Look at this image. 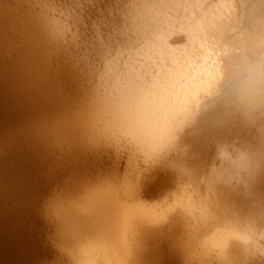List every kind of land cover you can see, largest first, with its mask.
Here are the masks:
<instances>
[{
	"label": "bare ground",
	"instance_id": "obj_1",
	"mask_svg": "<svg viewBox=\"0 0 264 264\" xmlns=\"http://www.w3.org/2000/svg\"><path fill=\"white\" fill-rule=\"evenodd\" d=\"M4 1L7 2V0H4ZM10 1H8L9 4H10ZM20 1H22V0H19L17 2L15 1L17 3L15 8H17V10L20 9V8L18 9V7H17L19 5L18 2H20ZM23 1L26 2L25 0H23ZM106 1H108V0H106ZM106 1L104 0L101 2H106ZM113 1L114 0H112V2ZM115 1H117V0H115ZM125 1H127V0H125ZM129 1L133 4L132 0H129ZM136 1H134V2H136ZM138 1H141V0H138ZM198 1L204 2L205 0L204 1L203 0L202 1L201 0H154L155 3L151 0L150 4L153 3L152 6L149 5L147 7H143L144 4H142L140 6V7L144 8L143 9L144 11L141 10V8L139 10V8H137L138 6L134 5L136 8H134L133 12H135L136 9L139 10V11H136L137 16H138V14H140V11H142L143 13L147 12L148 16H146V17H149L150 19L152 18L151 19L152 22L148 18L147 19L148 23L145 24L147 21H146V19H144L146 21V22L143 21V22H145L144 25H146L150 29H151V27H149V26L151 25L152 28L154 29V31H152L154 33V36L152 35V32H151V35L153 37H155V39L153 38V40H152V39H149V37L146 38L147 36L145 37V40H146L145 42H147V40L149 39V41L147 42V45L146 44L143 45L144 42H143V40H141L142 42H140L139 37L136 38L137 35L143 36V34L140 33L141 31L139 32V30L145 26H141V28H139V30L135 29V27H134V30L137 31V35L135 32H133V33L131 32L132 34L130 33V37H131V35H133L135 33L136 36L133 35V37H135L134 39H136V40L138 39L140 42L139 43L138 41L135 40L136 41V42L134 41L135 44L136 43H138V44L142 43L141 44L142 48H144L143 46H147L143 49V50H145V52H143V53H146V54H143V56L145 55V60H144L145 62L143 61L145 63L144 66L142 65L140 67L141 64L140 65L136 64L133 61L132 64L130 63L132 66L129 65L127 68H125L127 65L126 62L129 59L126 62L124 59H127V56L130 57V55H131V57L137 59V56L134 55V56H136V57H134L132 55L133 53L136 54V51L133 48H130L129 45L127 44L129 41L128 40L129 34L127 35V37H128V39H127L125 34H127L128 32L126 30L123 31L124 30L123 27L125 26L124 28H126L127 26L124 25L125 23L123 24L121 22L122 25H120V27H122V26L123 27H122V30L121 29L120 30L123 31L124 33L125 32L126 33L122 34V32H119V34L121 33L122 34V35L120 34L121 36L125 35L126 38H124V39H127V41H126L127 43L126 42L125 43H126V45H128V47H129L128 49H130V52L127 49L128 53H126V54L123 53V54L124 55L130 54L131 51L133 52V50L135 52H133L130 55L124 56V59L122 56H121L122 57L121 58L119 55V59L122 61L124 60L123 62L126 63V64H124L121 61L122 66H123V64L125 65V67L123 66V69L121 67V64L115 65V64H113L115 61L112 62V68L113 69L116 66H120L122 69V71L120 69V72L118 71V69L120 67L118 69L115 68V70L117 69L116 71L112 70L113 72L114 71L116 72V76H115V74L112 73L114 75V77L110 76L111 68H108L109 67L108 66V67H106L107 69L106 68L104 69L103 67H105V66L101 67L102 63H100V62L102 61V59L106 55L107 56L110 55L109 52H111L110 56H113V55L117 56L118 55L116 53L117 50H116V52H114L113 55H112V49H110V51H108L106 49L108 51L107 54L105 53L106 55H104L102 52H99L100 54L102 53L104 55V57L102 56V59H101V56H100L99 59H101V60L99 62L97 60L95 61L93 59L92 62L95 61V63H94L95 65L93 64V66H94L93 68L96 69L98 67L97 65L99 64L101 67L99 70L97 68V71H99V72L102 68H103L102 71L104 70L103 72H106V70L110 69L109 70L110 74H108V75L110 76V78L116 77L115 78L116 81L114 80L116 83L114 86H112L114 88L111 91L109 90L110 87H106V85H105V87L108 89L104 90V91H108V92L110 91L109 93L108 92L107 93L101 92V94H100L99 92L101 90L98 91V88H96V89L94 88L96 91H98V93L97 92L95 93V90H94L92 95L89 94L88 97L86 96V93H84L85 95H82L80 100H82L84 98L83 96H85L87 98H84L83 101H80V102H82L81 103L82 104L81 109L77 108V106H76L77 104H75V106L72 105L74 102L72 104L70 102L71 106L74 107L73 110H75V108L78 109V111L76 110V112H72L73 111L72 108H67L66 103L68 102V105H69V101L66 102L65 97H63L60 93H58L61 90V89L58 90L59 87L56 88L57 89V92H56V91H53L54 88L53 89L51 88L54 85L53 83H51V81H50V84H45L46 81H49L48 79H46V81L44 82L46 77L48 78V76H51V75H49V73L50 72H51L50 74L53 73L52 72V69L54 67L53 64H55L61 58H63L62 54L59 53V51H58L59 55L61 54V56L59 58V55L57 53V55H58L57 58H59V60L56 58V54L53 53V51L57 47V44L55 45L56 47L54 46L55 48L54 47L52 48L53 49L52 55H50V52H46L44 50L46 48L45 46L47 44H49V42H51L50 40L48 41L49 38L48 39H46V38L49 36V34H51V36H53V38H58V37H62L63 35H66L65 32H66L67 27H65L64 25L63 26L60 25L61 28L60 27L58 28L57 26H55L56 28L59 29V30H57V32L61 31L62 27L65 28L64 32H60V34L64 33L62 36H58L56 34L57 37H55L54 36L55 34L52 35L55 28L53 29V27L50 24V21L54 18L50 17L51 19L48 18L49 19L48 24L43 23V25H41V27H43L42 28L43 30L40 29V31H43V33L38 34L40 32H37L36 35L34 34V36H31V34H32L31 33V22H32L31 19L33 17L31 18V14H30V16H29V14H28V16L25 15L26 14L25 11L27 12V10L29 8L28 6L30 3H28V6L25 7L23 5L24 2H21L23 6L21 7V3H20V7L22 9L24 8L26 10L25 11L22 10V12L18 11V14H19V12L20 13L24 12L25 14L24 13L23 14L25 15L26 18L30 17L29 19H23V22H25V26H26L25 29H27V30H26L25 34L22 31H20V32L24 34V35L21 34L23 37L25 35H27L29 37L28 38L26 36L28 38V40H25V38H24L23 43L25 41L26 42L29 41V43L27 44L29 47L27 46V49L28 48L31 49V51H30L31 53H34L35 47L41 46L42 48L41 47H39V48H40V50L41 49L42 50L40 52L38 50H36V51L38 53L42 52V55L39 54V56H40V58H39V56L37 55L38 53H36V54L34 53L32 55L30 54L27 56H33L34 55L33 57H35V55H36L37 56L35 58L36 60H34L33 57H30V60H27L29 57L26 58L25 61H24V59L21 60V58H19V57L23 55V54L22 55L20 54V53H22V50L20 51L17 48V47H19V45L17 46V44H18L17 38L14 37L15 35L13 36V34L15 33L18 37L17 33L19 31L17 33L14 31V33L12 32L13 34L12 33L10 34L8 32V28L6 26L7 33L12 35V36L8 35L7 37H14V39H16L15 42H17V44H15V45H16L17 50L20 51V52H18V51H16V52H18V54L20 56L18 57V54H17V56H14L12 51L11 52L8 51L12 55V58H14V57L15 58L11 59L12 63L11 64L9 63L10 65L8 63H5V60H6L5 59L4 63H5L7 68L5 70H2V71L0 70V121H1V125L3 126L2 121H6V120L8 121L11 119L15 120L16 116L18 117V116H21L23 114H33L34 115V113H36L37 111L39 112V114H42L43 112L40 113V111H44V114L46 115V112H45L46 109L44 110V108L47 107L49 104H53V107L55 106V108H56V106H58V108H59V109L56 108V109H58V111H57L58 113H56V111H55V113L58 114V116L56 118L58 119V117H60V119L56 120L57 122L53 123L54 121H50L51 118H53L51 120H55L54 117L56 114L53 116L52 114H54V112H52V110L48 109L47 112L49 111L50 113H47V115L50 114V115H52V117L49 115L46 117L45 116L42 117L39 115V118L42 117L44 121H42L41 118L38 120V115L37 116L35 115V117H37V119L34 117L36 120V121L34 120V123L31 120H27V119H29L30 115H27L28 117L22 116V118L23 117L27 118L26 120L24 119L25 122L31 121L34 124V125L29 124L31 122H28V124L30 125V127H28V124L26 123L27 125H26L25 129L31 128L34 126V128H36L35 129V131H36V130H40V128H42V126L44 128L49 127V130L53 131V133H54L53 136H55L56 139H58V138L62 139V137L64 138L65 135L71 134V137L73 139L76 136V138L74 139L75 141H76V139H79V142L76 141L77 143H75L74 145L79 146L80 141L82 140L81 144L87 143L86 144L87 146L85 148L89 147V149L91 147H94L95 145L97 147V144H99V142H101V141L107 140V142L109 143V140L112 139L111 137H113V139H114V137L115 138H118V137L121 138L120 135H128L130 137L132 143H134V145L136 147H138V149L145 152L146 157L150 156V157H147V158H149V160H150V158H152L151 156H154V155L155 156L158 155L157 157L159 159V155H161V153H162V155H164L165 150L168 153L170 150L168 151L167 148H169L170 146L172 147V145H174L175 143L177 144V142L179 141L178 140L175 142L178 134L179 135L185 134V135H182V139H184L187 134L190 135V137L187 136L185 140H190L191 142L189 141V144L191 146L192 145L196 146L195 151L196 150L201 151L205 147L207 149L209 144L211 143V141H213L215 138H218L217 140H219V139L226 137L227 134L225 136H223L222 138H219V136L227 130L230 131L229 133L233 132L236 134H242V136H244V138L253 137L252 139L255 140L258 137V139H257L258 141L255 140V143L257 142L256 146L253 147V146H250V145H252V143H251V141H249V139H242L243 137L240 136V137H242L241 139L243 141L245 140L246 142H248V143L250 142L251 144L249 143L250 145L249 144L248 145L250 147L249 146L247 147V144L245 145V143H244L246 148L250 149V150L246 151V149H243L244 146L242 145L243 144L242 140L240 139L241 141L238 142V144L241 143L240 146L238 145L240 150L243 149L249 153V155H247L248 153L246 154L247 155L246 157H244L243 155L240 154L244 158L240 159L238 161L239 167L236 168V169H240V171L237 170L238 172H240L239 176L237 175L238 172L236 171V169H235V171H236L235 174L233 173V171L231 172V170L234 169V167H235V165H234L235 163L234 164L231 163V161L228 160V159H230L228 157H227L228 158L227 160H228V162L231 163L230 167L232 165L234 167H232V169L229 170L230 168H229V166H227L229 171L224 170L225 173L222 172V170L224 168L221 166L223 168V169L221 168L222 170L220 169L222 173H218V172L214 173L215 175H212V177H211L208 175V172H206L207 170L201 172L202 167L201 166H200V168L198 167L200 169L199 170L200 174L204 173V174H206L205 177H207V175L209 176V178H207V179L205 178L204 180L202 179L200 181L196 178L198 176H195L194 173H192L193 172V171H191V170H193V169H191L192 167L188 166V168L190 167L191 170L190 169L187 170V169L183 168L184 165L181 167L179 166V168H177L178 165H176V163L179 160L175 163L173 162V165L175 164L174 167L176 166V170L175 169L174 170L175 171L178 170V172L180 174V176H177L174 178L181 177L180 179H182V180H180L179 178L178 179H179V181H182V182H177L176 179H173V180H175L178 184L180 183L179 185H181V187H178V188H182V189H180L179 192L175 195V200L173 201L174 204L172 205V208L174 209L176 207H179L181 209V211L176 212L173 215V217L175 216L176 219H174L172 217L170 222H169V225L171 223V226H174L173 228L170 226L173 229L172 233L170 232V234L174 233L173 234L174 236H176V237L180 236L182 238H178L179 243H177V241L172 242L171 241L172 237H171L170 240L167 239L168 240L167 243H169V241L172 242L171 244H173L174 242L176 243L175 246L174 245L172 246L173 256L176 258L177 256H179V254L181 255L183 253V254L187 255V256H183V258H184V259L182 258L183 260L186 259L185 257H187V258L189 256L192 257L193 255L199 256L201 254L200 256H202L203 260L206 259L205 262L209 261V259L207 260V258H210V261L212 260L211 261L212 264H214V263L216 264L217 261L220 264H222V263L224 264V262H226V263L228 262L230 264H236L235 262H237V261H238L237 264H246L245 261L246 260L251 261V259H253L254 262L257 261V262H255L256 264H264V262H261V261H264L263 256L259 257V255H257L260 252H262V254H264V242H263L264 239H261L262 236L260 234V231L262 229H264L263 228L264 226H262L260 228L261 229L260 231L258 229V226L264 222V0H255L257 3L256 5H258V7L260 9L259 11L257 10L256 14H254L253 13L254 11L252 12V10L255 8L257 9L258 7H256V6L251 7V8H253L251 10V8L246 7L247 6L246 4L241 3L242 6L246 5L245 7L247 9L251 10V13H253L255 15L254 18H252L253 22L251 23L250 22L251 18H249V17L253 16V15H250L248 17L250 11L248 10V13H247L246 9L244 10V7H243V10L246 11L247 17L250 19V21H248V23L249 24L251 23V24L249 25V24H247V21L245 22V20H249V19H247V18L245 19V16L243 14L244 19L242 21H244V23H246V24L241 22V20L239 19L240 23H241L240 26L242 25V23L245 25L244 28H247V25H249L247 30H244L243 28H241L239 26L241 28L240 29L237 26V25H239L238 24L239 22H237V19L239 17L237 16L238 18H236V14L238 13V11L242 10V6L239 9L237 8L238 9V10H236L237 12L234 13V11L232 9H234V7H236V6H234L232 8L231 0H223V1L221 0V3L219 5L220 7H218V8L216 7L215 12L213 11L214 8H212L211 11H213V12H210L209 9L211 8V6H210V8L208 6H206L210 3L205 1V3H207V4L205 6L203 5L202 9H204V7L205 8L208 7V9L206 8V11L207 10L209 11V12L208 11L205 12L204 10L198 8V6L201 4V3H198V5H197L196 2H198ZM243 1L246 2L247 0H243ZM243 1L241 0L240 2H243ZM11 2H12V6H13V1H11ZM119 2H121V4H123L122 2H124V1L121 0ZM142 2H145V0L139 2V4ZM146 2L149 4V0H146ZM235 2L236 1L234 0L233 3H235ZM237 2H238V0H237ZM251 2L255 4V2H253L252 0H251ZM97 3L99 4V1H97ZM109 3L106 4V6L112 4L111 2H109ZM125 3H127V2H125ZM6 4L7 3H5V5H4V3H3L4 6H6ZM26 4H27V2H26ZM103 4L105 5V3H103ZM235 4H237V3H235ZM249 4L250 3H248V5ZM30 5L33 6L32 4H30ZM113 5H114V3H113ZM129 5H131V4H129V2H128V6ZM7 6L5 7L6 9H7ZM12 6L11 7L9 6L10 9L12 8V11L13 10L15 11L16 9L15 8L13 9V7L15 5L13 7ZM144 6H146V4ZM201 6H200V8H201ZM9 7H8V9H9ZM101 7H103V5ZM111 7H114V6H111ZM115 7L118 8V6H115ZM121 7H122V5H121ZM32 8L33 7L29 8L30 10L28 13L31 12ZM103 8H105V6ZM122 8L124 9V6ZM128 8H131V7H128ZM0 9H2L1 6H0ZM8 9H7V11H9ZM108 9H107V11H109ZM132 9L130 11H132ZM146 9H147V11H146ZM2 10H4V9H2ZM115 10H117V9L115 8ZM115 10H113V11H115ZM119 10L121 11L120 4H119ZM4 11H6V10H4ZM7 11L4 12V16L8 17L9 13ZM12 11L10 10V14ZM14 11L12 12V13H14V14H12V16L13 15L15 16L16 11L15 12ZM34 11H37V10H34ZM118 11H117L116 15L113 12L115 17H117ZM103 12H104V10L102 9L101 17L106 13L105 12L103 14ZM136 12L133 14H136ZM173 12H175V13H173ZM5 13L6 14L8 13V15H6ZM36 13H38V12H36ZM39 13H41V11ZM47 13H48L47 15L49 16V12H47ZM122 13H124V11ZM122 13H119L120 16H119L118 21L120 20ZM127 13H129V12H127ZM172 13L175 14L176 17L179 16V18H177V19L173 18L175 15H173V17H172L171 16ZM240 13H244V12H239L237 15H240ZM106 14H108V13H106ZM110 14H108V15L110 16ZM20 15H18V16H20ZM24 15H21V16H24ZM33 15H34V13H33ZM41 15L43 16V12ZM75 15L76 16H74V17L78 16L77 13ZM124 15L127 16L126 12L124 13ZM129 15H130V13H129ZM141 15H142V13H141ZM0 16L2 17V15H0ZM109 16H108V18L110 19L111 17H109ZM111 16L114 17L112 14H111ZM122 16H123V14H122ZM125 16L123 17L124 19H125ZM134 16L136 17V15H134ZM144 16H145V13H144ZM46 17L47 16H43V17H40V19L46 18ZM105 17H107V15H105ZM131 17H132V15H131ZM131 17H127V18H129V20L127 18H126L127 20L126 19L125 20L127 22L128 21L130 22L131 19H134V20L137 19L135 17L134 18L133 17L131 18ZM139 17L136 21H140L141 17L143 18V15L139 16ZM146 17H144V18H146ZM108 18H106V19H108ZM241 18H243V17H241ZM56 19H58V18H56ZM99 19H100V17H99ZM109 19H108V21H109ZM36 20H38V19H36ZM36 20L34 19V21H36ZM101 20H102V18H101ZM112 20H113V18L111 19V21ZM125 20H124V22H125ZM173 20H175V21L177 20V22H178V20H180V23L178 22L179 25H177L176 22ZM1 21H2V19H1ZM111 21H110V23H111ZM42 22H44V21H42ZM45 22H46V20H45ZM115 22H117V21H115ZM129 22H128V25H130V24L133 25L132 23H129ZM140 22L143 23L142 21H140ZM8 23H9V21H8ZM103 23L105 24L106 22L104 21ZM108 23L106 24L107 26H104V27H108ZM135 23H137V22H135ZM96 24H97V22H96ZM98 24H101V23H98ZM164 24H166V27H164ZM13 25H15V27H16V24H13ZM20 25H21V22H20ZM113 25L115 27V24H113ZM161 25L165 29H162L163 27ZM21 26H18V27L20 28ZM35 26L37 27V25H35ZM95 26L96 25L94 24V27ZM116 26H117L116 28L118 29L119 28L118 25H116ZM147 27H146V29H147ZM4 28H5V25H4ZM16 28H14V29H16ZM21 28H23V26ZM34 28H32V29H34ZM37 28H35V29H37ZM68 28H67V31L70 29V28L69 29ZM131 28H133V26ZM180 28L185 33V34L183 33L185 35V39L181 38L183 36L180 37L179 35H177L179 37L178 40L180 38L182 40L187 39L186 43H187L188 48L185 50V52H182V51L177 50V49H172L171 47H169V42L166 39V35L168 34V32H172L174 30L179 31ZM237 28H238V30H241L242 33H239V35L235 36L236 35L235 30ZM25 29H23V30H25ZM51 29H53V31H52V33H49L51 31ZM98 29L99 28H96L94 30V32L97 33ZM128 29L130 30V27ZM143 29H145V28H143ZM150 29H149V32L147 30H146L147 32L145 30L144 31L142 30V33L144 32L147 35H149L148 33H150ZM107 30H108L107 34L110 33L111 29L109 30V28H108ZM112 30H113V27H112ZM9 31H11V30H9ZM75 31L77 32V30H75ZM116 31H118V30H116ZM130 31H132V29ZM183 31H180V33ZM57 32L54 31V33H57ZM91 32H90V34H91ZM5 33H6V31H5ZM5 33L3 32L2 34H5ZM101 33L103 34V31H101ZM104 33H106V32H104ZM84 34H86V33H84ZM92 34H94V33L92 32ZM100 34L98 31L99 37H97V36L96 37L100 38L102 36V35L100 36ZM107 34H106V36H107ZM19 35H20V33H19ZM75 35L76 34H74L72 36L70 35L71 37L70 36L69 37L71 38V40L70 41L67 40V41L69 43H72L74 40V39L72 40V38L79 39L78 37L83 36V35L80 36L81 35L80 34V35H78V37H73ZM89 35H88V37L84 36V37H87L86 39L84 37H82L79 40L85 39V41L90 43L88 41L91 38V37L89 38ZM109 35L111 38L112 32ZM114 35H116V33ZM51 36H49V37H51ZM103 36H105V35L103 34ZM116 36L119 37L118 33ZM152 36H150V38H152ZM123 37H121V38L119 37V38L123 40ZM97 38H95V39H97ZM106 38L108 39V37H106ZM143 38H144V36H143ZM19 39H22V38H19ZM100 39H102V38H100ZM100 39H98L99 42H100ZM104 39L105 38H103V40H101V42L105 41ZM51 40H53V39H51ZM55 40L56 41L53 40L54 43L57 42V40H59V38L55 39ZM61 40H62V38L59 41H61ZM108 40H111V39H108ZM117 40H118V38H117ZM12 41L14 42V40H11L10 42H12ZM20 41L22 43V40H20ZM82 41L85 43L84 40H82ZM61 42H63V41H61ZM77 42H79V41L77 40ZM122 42H124V40ZM0 43H1V41H0ZM21 43H19V44L22 46ZM54 43L53 44L50 43V46L54 45ZM69 43L66 42L65 44L68 46ZM74 43L79 44L80 42L76 43L74 41ZM74 43H73V45H75ZM84 43H82L83 44L82 48L86 49V50H88V49L90 50L91 46L89 48L88 47L89 45L88 46L86 45L88 49L84 48V46H85ZM94 43H96V41ZM106 43H108V41ZM24 44L22 47L25 49L26 44L25 45ZM104 44H105V42L102 43L101 45H104ZM111 44H113V43H111ZM111 44H108V47L113 46ZM122 44L123 43H121V44L117 43L116 45L120 49L123 46L127 47L125 45L122 46ZM138 44H136V45L138 46ZM73 45H71V47ZM90 45H91V43H90ZM105 45L102 47H105ZM120 45H121V47H120ZM136 45H134V46H136ZM13 46H14V44H13ZM47 46H49V45H47ZM64 46H63V48H64ZM77 46L78 45H76L74 47V48H76L75 50H77ZM94 46L98 50V47H97L98 45L93 44L92 47H94ZM22 47H21V49H23ZM78 47H79V50H77V51L79 52L81 50L80 44ZM124 47H123V49H124ZM7 48H8V46H7ZM9 48L7 50H9ZM115 48H114V50H115ZM67 49H68V47H67ZM67 49L64 48L65 52L67 51ZM123 49H122V51H123ZM138 49H136V50L138 51ZM140 49H139V51H140ZM225 49H227V51H228L227 53L222 52ZM12 50H13V52H15V48ZM49 50H51V48ZM56 50H57V48H56ZM56 50H55V52H56ZM69 50H70V48H69ZM101 50L102 49H100L99 51H101ZM106 50H103V51L105 52ZM125 50H126V48H125ZM125 50L123 52H127ZM82 51H84V50H82ZM82 51H80V52H82ZM88 51H86V52L91 53L92 49H91V52L90 51L88 52ZM94 51H96V50H94ZM139 51L137 53L142 55L141 51L140 52ZM68 52L69 51H67L66 54ZM86 52H85V54H81L82 56H86V59L84 57V60H87V56L90 55V54L86 55L87 54ZM93 53L94 52H92V54ZM96 53H97V51H96ZM96 53H94V54L97 55L98 53L97 54ZM120 53H122V52H120ZM53 55H55V58H52ZM25 56H26V54H25ZM78 56H79V53H78ZM110 56H108V57H110ZM138 56H140V55H138ZM5 57L6 56H4V58ZM65 57H66V55L63 58L64 60L62 59L63 61L61 62V64L64 63L63 67L65 64H67L66 63V62H68L67 59H70V58L66 59ZM98 57H99V55H98ZM23 58H25V57H23ZM79 58L82 59V57H79ZM88 58H90V60L92 59L90 56ZM113 58H116V57H113ZM113 58H112V60H113ZM49 59H57V61L55 63L53 61V64H52V61ZM65 59H66V62H64ZM106 59L104 58L103 61H105ZM119 59H116L117 62H115V63H121L119 61ZM2 60H1V62H2ZM130 60L132 61V59H130ZM78 61L80 62V59H78ZM88 61H89V59L83 63V59H82V61L80 63H83V64L86 63L87 64ZM106 61H108V60H106ZM109 61H110V59H109ZM1 62H0V65H1ZM48 62H49V64L47 65ZM50 62L53 65V67H51L52 65H50ZM77 62L75 63V62L71 61L70 63L72 65V63L77 64ZM97 62H98V64L96 65ZM140 62H142V59ZM42 63L47 65V66L50 65V67L52 69L50 67H48L44 70L40 69L41 71L38 70V68H39L38 66H40ZM80 63H79V66H78V64L76 65L79 68H80V66H82V65H80ZM167 63L171 64V66L168 68H166V66H165ZM58 64H59V62H58ZM61 64L59 66H61ZM88 64L90 65V61ZM88 64H87V68H88ZM106 64H108V63H106ZM128 64H129V62H128ZM2 65H3V63H2ZM5 65H3V66H5ZM45 65L43 67H46ZM71 65H68V68H70ZM103 65H105V63ZM113 65H115V66H113ZM55 66H57V64ZM65 66H67V65H65ZM76 66H74V67H76ZM91 66H92V64H91ZM91 66H90L91 69L89 68L90 71L92 70V72H95ZM95 66H97V67H95ZM49 68L51 69V71L49 70ZM54 68H56V67H54ZM72 68H70V70H69L70 72H71ZM2 69H4V68H2ZM61 69H60V71H61ZM58 71L57 72L55 71L56 73L55 74L53 73L54 75H52L57 80L60 76H62L65 73V72L62 73V75H61V73H59ZM66 71H68V70H66ZM73 71H74V69H73ZM87 71H89V70H87ZM75 72H73L75 74L74 76H76ZM84 72H82L83 75H84ZM57 73L60 74L59 77L56 75ZM26 74L29 75L30 77L27 78ZM68 74H67V77L73 75V74L72 75H68ZM88 74H89V72H87V74H86L87 77L85 76L86 79L89 76ZM100 74L102 76V74L105 75L106 73H101V72L97 73L98 77L100 76ZM93 75H95V74H93ZM93 75H92V77H93ZM108 75H105V76H108ZM55 76H57V78ZM64 76L66 77V74ZM77 76H78V74H77ZM80 76H82V75H80ZM102 77H99L100 80ZM49 78L51 79V77H49ZM54 78H53V80H54ZM70 78L71 79L70 80L68 79V80L71 82L72 77H70ZM110 78H108V79H110ZM60 79H61V77H60ZM62 79L64 80V77ZM62 79L59 80L60 84L62 83ZM79 80L81 83V77L79 78ZM93 80L97 81L94 78H93ZM93 80H92V82H93ZM100 80H98V81H100ZM102 80H104V79H102ZM56 81L55 82L53 81V82L56 83ZM104 81L105 82H103V83L107 82V80H104ZM73 82H75V81H73ZM76 82L78 83V79ZM108 82H109V80H108ZM64 83H65V81H64ZM80 83L79 84L73 83L72 85L75 84V86H74L75 88H77V87L80 88L81 87ZM83 83L84 82L82 81V83H81L82 86H83ZM97 83L100 84V83H102V81L97 82ZM97 83H96V85H98ZM110 83H112V85H113L114 84L113 80H111ZM51 84H53V85H51ZM76 85H78V86L76 87ZM93 85L95 86V83ZM101 85H99V87L105 88L104 85L103 86H101ZM107 85H109V83ZM67 86L71 87L68 84H67ZM109 86H111V85H109ZM61 87H63V85ZM213 87L214 88L217 87L216 95L211 97L209 99V101L206 102L204 105L197 107V105H198L199 101L202 99V97L205 96L207 93L211 92L213 90ZM50 88L52 90H50ZM63 88H62V90H63ZM79 88H77L78 91L81 89V88L80 89ZM64 89H66V88H64ZM68 90H67V92L70 91L71 94H74V93H72V92H74L73 90L72 91H71V89L69 91ZM83 90H87V89L84 88ZM92 90L93 89H91L90 91L92 92ZM90 91H89V93H90ZM85 92H87V91H85ZM63 94H65V93H63ZM67 94L68 95H66V97L72 96V95H69V93H67ZM75 94H74V97H75ZM60 96H62V97L60 98ZM77 96H78V98H80L79 93H78V95L76 94V100H78ZM78 102H79V100H78ZM50 106H52V105H50ZM50 106H49V108H50ZM78 107H80L79 103H78ZM55 108H54V110H55ZM51 109H52V107H51ZM48 117H50V118H48ZM20 118L21 117H19L18 119L20 120ZM16 120H17V118H16ZM19 122L20 121H17L16 123H19ZM7 123H9V122H7ZM12 123L14 125L13 128L15 129L16 123H14V122H12ZM21 123L18 124L20 127L22 126ZM18 125H16V127ZM24 125H23V127H24ZM19 126H18V128L20 129ZM6 127H4V130ZM11 127H12V125H11ZM11 127H10V129L7 127L8 130H11ZM34 128H31V129H34ZM19 129H17V130H19ZM4 130L3 131L1 130V131L3 133H5ZM8 130H6L7 133L5 134V136L4 135H1V136L7 137V135L12 134L10 132L8 133ZM17 130L15 129L14 132H16ZM27 130H25L26 132H23V133L17 132V134L18 133H20L18 135L23 134L21 136H22V138H24V140H25V138L28 140H31L32 139L31 135L33 132H31L29 129H27ZM12 131L13 130H11V132ZM22 131H24V129H22ZM186 131L187 132L189 131V132L186 134ZM47 135L49 136V134H47ZM72 135H74V137ZM254 135H256L257 137L255 138ZM10 136L11 137H9V139L12 138V136H14V134H12ZM21 136L18 138L17 142L20 139H22ZM48 136L46 137L43 132H40L39 134L33 136V139L31 140V142H33V144H35L37 146L38 145L40 146L41 145L40 143L42 141L45 142V141L49 140ZM53 136H51V137L49 136L50 142H52V143H54V141H51V138L55 139V138H53ZM16 137H18V136H16ZM179 137H181V136H179ZM67 138H68V136H67ZM109 138H111V139H109ZM122 138L124 139V136H122ZM187 138H190V139H187ZM226 138L231 139V137H229V136ZM252 139L250 138V140H252ZM28 140L25 141L26 143H24V144H26V146L23 144L24 146L22 147V148H25L27 150V153L30 151V149L28 151V147L30 145ZM223 140L224 139H222V142L224 143V145H225L224 148H225L227 146V144ZM232 140H231V142L234 143L235 137ZM39 141H41V142H39ZM86 141L90 142L89 144H91V142H92V144L90 146H88L89 144ZM115 141H117V140H115ZM120 141L122 142V139ZM120 141H118V142H120ZM237 141H239V140H237ZM23 142L24 141L22 140V143ZM44 142H42V143L45 145L44 148H46L48 142H46L47 144H45ZM55 142H56V140H55ZM95 142H98V143H95ZM27 143H29L28 147H27ZM68 143L73 144L74 142L67 141V144ZM94 143H95V145L92 146ZM106 143H104V144L107 145L108 143L107 144ZM179 143H181V142H179ZM216 143L219 144L218 141ZM233 143H232L233 146L238 147L237 145H235ZM255 143H254V145H255ZM3 144H5V143H3ZM3 144L1 143L2 146H5ZM56 144L58 145L59 143L56 142ZM63 144L66 145V143H63ZM63 144L61 146L59 144L61 149L64 148ZM176 144L174 146L178 145V147H179L180 144H177V145ZM31 145L29 148L34 146V145L31 146ZM44 145H41V146L43 147ZM190 145H189V147H190ZM232 145H230V146H232ZM241 145L243 146V148H241L242 147ZM21 146H22V144L20 145L18 142V144H16V146H15L16 151L18 150L20 152V150L22 149ZM194 146H192V148ZM210 146H213V145H210ZM215 146H213V147H215ZM233 146H232V149H233ZM47 147L49 149V146H47ZM53 147L56 148L58 146H56V147L53 146ZM60 147H58V148H60ZM178 147H176V148L173 147L174 152L176 151V153H175L176 155H178L177 154V151H179V149L177 150ZM184 147L183 148L186 150V146H184ZM217 147H218V145H217ZM222 147H223V144H222ZM222 147H219V148H222ZM235 147L233 150H235ZM4 148L6 150L8 147L6 148V146H5ZM4 148H3V150H4ZM50 148H51V145H50ZM82 148H84V147H82ZM180 148H181V146H180ZM227 148H229V147H227ZM61 149H60V152L56 149L55 150L58 151L62 155L61 157H63V155H64L65 156L64 158H66V160H69V157L71 159L72 155H73V158L75 157L74 154H76V153L73 149H71V150L74 152H72L71 150L66 148V150H69L72 153V155H71L70 152H66L67 153L66 155L70 154L68 157L64 154L66 151V150H64L65 148L63 149L64 152H63V150L61 151ZM184 149H182V148L180 149V154L183 153V152H181V150L183 151ZM189 149L190 148H188V152H190ZM206 149H205V151H206ZM3 150L0 149V152L1 151L3 152ZM12 150H13V147H12V149H10V153ZM31 150L33 151V147ZM42 150H44V149H42ZM42 150H40V151H42ZM55 150L52 151L50 149L49 152L50 151L54 152ZM213 150L218 151V149L216 147H215V149L213 148ZM230 150L227 149V152ZM233 150H231L228 153L226 152V153L229 155V153H231ZM237 150H238V148H236L235 151H237ZM243 150H241V151L244 153L245 151H243ZM6 151L7 152H5V153H8V149ZM32 151L30 153H32ZM36 151H38V149L35 150L34 152H36ZM100 151H102V149ZM216 151H214V152L216 153ZM241 151H240V153H241ZM43 152H45V150ZM46 152L48 153V150H46ZM218 152H220V150ZM5 153H4V155H5ZM38 153H40L42 155L41 152H38ZM47 153H45V155ZM51 153H48V154H51ZM56 154L57 153H55L53 155H56ZM60 154L59 155L57 154L55 157H57V156L60 157ZM80 154H78L79 158H80ZM100 154H101V152L99 153V155ZM169 154L171 156L173 154L174 159H176L175 158L176 155H174L173 149H172V153L170 151V153H168V155L166 154L168 156V159L171 158ZM222 154L225 155L224 156L225 160H224V158L221 159L220 154H219L217 156L220 157L221 161L219 159H217L216 162L217 161L223 162V160H224L225 163H223V164L220 163L221 165L224 166L226 163H228V162H226V156L227 155L225 154V152ZM236 154H238V153H236ZM0 155H1V153H0ZM17 155H18V153H17ZM23 155L24 154H22L21 156H23ZM31 155H32V157L34 156L33 153ZM35 155H37V153H35ZM45 155H43V156H45ZM97 155L98 154H96V152H95V156H97ZM162 155L160 157L164 161V158ZM201 155H202V153H201ZM204 155L202 157H204ZM238 155H234V157L238 156ZM6 156H8V155H6ZM15 156H16V154H15ZM15 156H12V157L17 159ZM19 156L20 155H18V159H20V161L23 162L22 161L23 158H19ZM24 156H26V155H24ZM38 156H39V154H38ZM178 156H177V158H178ZM194 156H192V157H194ZM207 156H208V154H207ZM5 157L3 160H5ZM8 157H6V158H8ZM10 157H11V155H10ZM10 157H9V159L13 161V158L11 157L12 158L11 159ZM34 157L37 158V156H34ZM51 157H52V154H51ZM78 157L76 156V160L79 159ZM173 157H172V160H174ZM185 157H186V155H185ZM187 157H189V156H187ZM199 157H200V153H199ZM46 158H49V157L47 156ZM46 158H45V160H46ZM64 158H61V159L64 161ZM81 158H82V156H81ZM214 158H216V157H214ZM26 159H28V158H26ZM26 159L24 157V160H26ZM49 159H51V158H49ZM53 159L51 161L57 160V158L55 160H53ZM133 159H135V157H133ZM161 159L158 161L163 162V161H161ZM28 160H29V164H31L32 163V161L30 162L31 159H28ZM28 160H26V162ZM58 160H60V159L58 158ZM74 160H75V158H74ZM82 160H84V157L82 158ZM88 160L89 159H87L86 161L88 162ZM185 160L186 159H184V163H186ZM189 160H192V159H189ZM203 160H204V158L202 159V161ZM236 160H237V158H236ZM47 161H49V160L47 159ZM65 161L64 162L61 161L60 165L62 163V166H63L65 164H67V162H69L70 160L67 161L66 163H65ZM79 161L81 162L82 167L83 166L86 167L85 166L86 161L84 163H82L81 160H79ZM133 161H135V160H133ZM158 161H156V162H158ZM166 161H167V159H165L164 162H166ZM202 161L200 163H204ZM4 162H6V161H4ZM26 162H23V163H26ZM34 162H36V161H34ZM41 162H43V161H41ZM46 162L44 161V165ZM72 162H74V161H72ZM89 162H90V160H89ZM160 162L157 163V165H159ZM188 162L191 163L192 161H188ZM219 162H218V165H220ZM39 163H37V164H39ZM70 163H71V161H70ZM76 163L79 164L78 161H76ZM76 163H74L75 166L77 165ZM168 163H169V165L170 164L172 165L171 159H169ZM207 163H204L205 166ZM2 164L5 165V163H2ZM26 164H28V162ZM29 164L25 165V166H27V168H28V166H30ZM33 164L35 166L37 165L35 163H33ZM57 164L58 163H56L55 168H58ZM74 164H73V166H72V164H70L71 165L70 167H75ZM167 164H165V165H167ZM192 164L194 165V161ZM204 164H203V169L205 170ZM213 164L214 163H212V165ZM4 165H2V166H4ZM20 165H22V164H20ZM20 165L18 164L17 167L19 168ZM39 165H43V164L41 163ZM157 165H155V167ZM169 165H167V166H169ZM171 165H170V167H171ZM197 165H200V164L198 163ZM197 165L195 163V167ZM212 165L211 164H210V166L208 165L209 168L206 167L209 169L208 171H210V167ZM236 165H238V164H236ZM33 166H32V168H33ZM161 166H163L164 168L166 167L162 163H161ZM9 167H10V165H9ZM12 167H14V166H12ZM20 167H22V166H20ZM46 167H48V165L47 166L45 165L44 168H42V169H46ZM49 167H48V170H46V171H50ZM51 167H53V166H51ZM60 167L61 166H59V169L62 168L61 170H63V167L65 168V166H63L61 168ZM195 167H194V169H195ZM217 167L220 168V166H217ZM224 167H226V165ZM0 168H3V167H0ZM5 168H6V166H5ZM5 168H3V171ZM7 168H8V165H7ZM7 168H6V171L8 170ZM32 168H31V170H32ZM55 168H51V170L55 169ZM66 168H68V167H66ZM80 168L81 167H79V170H80ZM162 168L159 167V169H162ZM214 168H216V166ZM25 169H24V171H25ZM34 169H35V172L41 171V170L39 171V169H37V168H34ZM36 169H37V171H36ZM72 169L73 168H71L70 172L68 171L69 174L71 173V171H73V172L77 171V170H72ZM157 169H158V167H157ZM166 169L169 170L171 168L167 167ZM166 169L162 170V172L163 173L166 172L168 174L169 171L168 172L165 171ZM27 170L28 171H26V172H30V174H31L32 171H30V169H27ZM57 170L58 169H56V171ZM64 170H63V172H64ZM155 170L152 169L151 171L154 172ZM174 170H172L173 172H171V174L174 173ZM195 170H197V169H195ZM216 170L219 171V169H216ZM3 171L1 172V169H0L1 173H3ZM24 171H23V173H24ZM52 171H50L49 176L51 173L52 174L54 173ZM7 172L10 173L9 170ZM12 172H13V169H12ZM14 172H16V171L14 170ZM43 172H45V170H43ZM43 172H42V174L43 175L45 174L44 175L45 177L44 176L43 177L44 178L48 177V172H45V173H43ZM58 172L59 171H57L56 173L59 176ZM77 172H79V174H80V171H77ZM148 172L145 174V176L147 175V177L149 176V174L151 176L157 174V172L156 173L151 172V173H153V175H152L150 172L148 174ZM160 172H161V170H160ZM178 172H175V174ZM226 172L227 173L229 172V174L231 172V174L229 175ZM56 173H54V174H56ZM68 173L65 175L69 177ZM74 173L72 175L70 174V176H74ZM211 173H212V171H211ZM10 174L8 176H10ZM24 174H22V176ZM42 174L40 172V174H37L36 176L39 175L40 176L39 178L41 179ZM52 174H51V178H53V176H54V178L56 179L57 176L54 174L52 175ZM165 174L163 175V174L159 173V171H158V176L163 175V177H164ZM171 174H170V176L173 175V174L172 175ZM179 174H177V175H179ZM198 174H199V172H198ZM18 175H21V173ZM174 176H176V175H174ZM43 177H42L41 181L39 182L41 185L43 183L42 182V180L44 179ZM22 178L26 179L25 181H27L29 179L31 180V177L28 178V176L26 178H24V177H22ZM48 178H50V177H48ZM58 178H59V181L63 179L62 177L60 179V176ZM149 178H148V180H150ZM166 178L168 179V177H166ZM32 179H33V177H32ZM40 179H38V181ZM157 179L154 180V181H156V185L158 184ZM169 179H170V177H169ZM199 179H200V177H199ZM35 180L33 179V181H35ZM3 181H4V179H3ZM3 181H0V182L3 183ZM7 181H5V182H7ZM9 181H10L9 183L12 184L11 180H9ZM38 181L36 180L35 184H37ZM171 181H172V179H171ZM239 181L240 182L243 181V182L239 183ZM5 182L3 184H6ZM12 182L14 183V180H12ZM46 182H47V180L44 182L45 185H47V183L49 185L50 182H47V183ZM53 182H54V184L53 183L52 184L54 186L56 183H58V184L60 183V182H55V180H53ZM164 182H166V181H164ZM176 182H173L174 184L172 183L173 184L172 186H174L176 184ZM200 182H202V183H200ZM29 183L32 184V182H30V181H29ZM39 183H38L39 187L36 186L35 188L38 187L37 189H39L41 187V189L44 188V190H47L51 186V184H50V186L47 185V187H48L47 188L44 186V184H43L44 187L40 186ZM160 183L162 184V181H160ZM166 183H168L169 185L171 184L169 182H166ZM166 183H164V184H166ZM186 183L191 184L193 187H184V184H186ZM159 184H158V187L162 188V185L159 186ZM178 184L176 186H178ZM6 186H8V184ZM6 186H5V189H9V190L12 187L11 186L10 188H7ZM14 186L15 185H13V188H14ZM54 186H52V188ZM138 186L134 183L129 182V181H123L122 180L117 184H115V183H108V184L104 183L103 185L101 184L97 187L94 186V187H91L88 189L86 188V190L83 193V196L81 195L82 196L81 197L79 195L81 198H79V196H77V198L79 199L77 201H76V199H77L76 198V199H70L71 201L66 202V199L63 198L62 200H64V201L62 202V200H60L61 199L60 197H62V196L58 197V198H60L59 201H58V198H54V201H58V203H59V204L56 202L54 203L56 205L57 204L59 205V206L57 205L58 210L60 209L59 211L57 210L59 213L58 212L54 213V210H56V208H55L56 205H54L53 203H51V204L54 205L53 213H54V215L55 214L58 215V218L57 217L55 218L49 209H47V210L49 212H51V214L50 213L49 214L54 217L53 221H54L55 226H56V223L58 221L57 225L59 226V228L57 229L58 226L57 227L52 226V228L54 227V230L56 229V230L60 231L62 244L64 243V245H65V242H66V244L68 245V248L66 247L67 245L66 246L61 245L62 246L61 248L65 247L64 251L67 252V254L71 258V260L74 262V264H167V260L165 261V259H167V258H164V257H165V254L168 253V251L165 250L166 253L163 254L162 253L163 249L160 248L164 244V242H163L164 237L166 238L168 236V238H169V235H168L169 233H167V235L163 236V239H161V236L166 233V232H164L165 231L164 228L166 226H168V223L163 225L164 222H161V220L167 215V213L163 212V210L157 209L156 206L152 205L150 202L146 203L143 200L140 201L138 198L146 193L145 191H147V190L144 191L143 188L147 189L146 188L147 186L145 187L143 184L144 187L142 186V190L144 191V194H142V195L139 194V190L141 188L138 190V188L140 187V186L139 187ZM148 186H149V188H151V186L154 187V185H151V186L148 185ZM2 188H4V187L2 186ZM15 188L18 189L19 187H15ZM52 188L48 189L49 191H47V192L49 194H50V190ZM171 188H173V187H171ZM175 188H177V187H175ZM153 189H154L153 190V192H154L156 190V188H153ZM157 189L160 191V194L165 193V191L162 192L159 188H157ZM18 190L20 191V189H18ZM44 190L42 189L40 191L44 192ZM142 190H141V192H143ZM168 190L169 189H167V191ZM2 191L3 190H1V192ZM17 191H15L14 193L16 194ZM25 191H28V189H26ZM11 192L13 193V190ZM22 192H24V191H22ZM151 192H152V189H151ZM151 192L149 191L146 194L149 195V193L151 194ZM25 193L26 192L23 193V197H24V195L27 197V195ZM157 193H159V192H157ZM7 194H9V193H7ZM7 194H5V192H3L2 195L7 196ZM46 194L47 193H45V196H47ZM18 195H20V193ZM21 196H22V193L18 198H16V197H14V198H16L18 200H19V198H22L23 200H24V198L27 199V200H25V202L24 201L22 202L19 200V202L24 203V205L28 201V199H30L29 201H33V200H31L32 199L31 195H29L30 198H26V197L23 198ZM149 196H151V195H149ZM34 197L35 196L33 195V198ZM250 197H253V200L257 201L256 203L259 202L258 206L253 202H249V201L246 202L247 198H249V200H250ZM14 198H13V200H7L6 202L9 201L8 203H14ZM39 199H41V197H39ZM67 200H68V198H67ZM73 200H75V201L73 202ZM11 201H13V202H11ZM37 201H38V198H37ZM40 202L42 203L41 200H40ZM44 202L46 203V201H44ZM47 202H49V201H47ZM21 203L20 204L18 203V204L21 205ZM248 203H249V205H247ZM18 204H16V205H18ZM27 204H28V207L29 206L32 207V205H29V203H27ZM250 204H252V205H250ZM36 205H37V202H36ZM40 205L42 206L43 204H40ZM44 205L47 206V204H44ZM33 206H34L33 209H35V204ZM7 207H8V209H9V207L12 209V207H15V206L9 205ZM20 207H18V208L15 207L16 208L15 212L17 214H20L18 211L21 212V209L19 210ZM26 207L27 206L25 205V211L24 212L22 211L23 215H24V213L27 212L28 207L27 208ZM2 209H4V208H2ZM11 209H9V210L11 211ZM14 209H13V211H14ZM17 209H18V211H17ZM31 210L30 211L28 210L29 214L27 213L26 215L29 216L31 214ZM38 210L43 211L42 207H41V209H38ZM38 210H37V212H38ZM4 211H5V209H4ZM4 211H3V213H4ZM35 211H36V209H35ZM0 212H2V211H0ZM15 212H13L11 214H15ZM44 212H46V211L44 210ZM3 213H2V215H3ZM8 213H10V212H8ZM47 213L48 212H46V214L44 213V215L47 216L48 215ZM2 215H0V217ZM7 215L11 216L10 214H7ZM7 215L4 214V216L6 218L3 216H2L3 218H1V219H3L1 224L3 225V222H4V225H5V226L3 225L4 227H6L7 226L6 224L9 222V220H7L8 219ZM23 215H22V217H20L21 214H20V216H18L19 219H21V221H22V218H24ZM34 215H35V213L33 214V216ZM37 215L38 214H36V216ZM41 215L39 213V216H41ZM44 215L41 218L45 219L44 221H46L47 217L44 218ZM50 215L48 216L49 218H50ZM13 218L15 219L14 216H13ZM30 218H31V216H30ZM11 219H12V216H11ZM56 219H58V220L55 221ZM4 220H7V223ZM49 220L50 219H48V221ZM53 221L51 218L52 224H53ZM10 222L8 223V226H9ZM13 222H16V221L12 220V223ZM19 223H20V221H19ZM1 224H0V226H1ZM13 224H15V223H13ZM161 224L164 226V228ZM4 227L2 230L5 231L6 228H4ZM12 227H13V225H12ZM16 227L14 226L13 228H16ZM49 227L51 228L50 225H49ZM171 228L168 227V229L172 230ZM10 229H12V228H9V229L7 228V230H9V232H10ZM51 229L49 231H51ZM2 230L0 229V233H2L0 240H2V237L5 238L6 236H8L7 234H9V232L7 233L6 231H5L6 234L3 233L4 231L2 232ZM43 232L45 233L46 230H44ZM54 233H57V232L55 231ZM54 233L52 234V236L56 235V234L54 235ZM262 235H264V233H262ZM4 238H3L4 242L5 243L7 242V244H8V241H5L6 239H4ZM9 238H11V237H9ZM58 238H60V237H58ZM174 238L172 240H174ZM263 238H264V236H263ZM46 239H48V238L46 237ZM55 239H57V238H55ZM160 239L162 240V243L160 242ZM3 240L1 241L2 243H0V249L2 248V245L4 244ZM11 240L12 239H9V241H11ZM49 240L50 239H48V241H46L45 239L43 240V241H45V243L47 242L46 244H48V246L42 242L43 245L47 246V248L50 246V244L53 243V242H51L49 244L48 243V242H50ZM31 242L34 245L36 243L34 241H31ZM59 242L61 243V241L57 240V243H59ZM260 242H263V243H260ZM26 243H25V245L27 247L28 242H26ZM42 243H40V244L42 245ZM60 243H59V245H60ZM167 243H165L164 245L166 246ZM7 244H5V245H7ZM54 244L58 245V244H56L55 241L52 245L54 246ZM23 245H21V246H23ZM34 245H33V247H34ZM38 245L39 244H37V246ZM42 246H41V249H42ZM17 247H15L16 250H18ZM169 247L171 248V246H169ZM35 248H37V250H38V247H35ZM35 248L33 250H35V252H36L37 250ZM61 248H58V249H61ZM25 249H27V248H25ZM25 249H22V250H25ZM161 249H162V251H161ZM42 250H46V249L43 248ZM29 251H31V250H29ZM59 251H57V252L59 253ZM61 251H62V249H61ZM22 252H24V251H22ZM65 252H64V254H65ZM33 253L34 252H32V254ZM61 254L62 253H59L58 255H61ZM63 255H62V257H63ZM204 255L206 257H204ZM25 256H27V259L29 258L28 253H26ZM25 256H23L24 260L26 259ZM197 256L192 257V258H194L193 261L194 262L196 261L195 262L196 264H197V262H198V264H204L205 262L199 263L198 258H200V257H197ZM59 257H61V256H59ZM196 257H197V259L195 260ZM211 257H213V259H215L214 257H216V259H215L216 261L213 260ZM192 258L190 259L191 261L189 260V262H193ZM217 258H218V260H217ZM240 258H241V260L244 258L246 260L244 259L245 261L244 260L241 261ZM172 259H171V257H169V262H172L173 261ZM182 259H180L181 263H179V264H182V262H183ZM65 260H67V259H65ZM239 260H240V262H239ZM201 261H202V259H201ZM213 261H215V262H213ZM62 262H63V260H62ZM69 262H71V261L69 260ZM69 262H66V263H69ZM175 262L178 263L177 260ZM187 262H188V260H187ZM194 262L192 264H194ZM184 263L188 264L186 262H184ZM170 264H174V263L172 262ZM247 264H249V263L247 262Z\"/></svg>",
	"mask_w": 264,
	"mask_h": 264
},
{
	"label": "rangeland",
	"instance_id": "obj_2",
	"mask_svg": "<svg viewBox=\"0 0 264 264\" xmlns=\"http://www.w3.org/2000/svg\"><path fill=\"white\" fill-rule=\"evenodd\" d=\"M3 1H4V0H3ZM3 1H2V0L0 1V4H1L0 6L2 7V9H4V10L7 11L8 7H9V6H10V7L12 6V2H11V1H13V6L15 5L14 7L12 6L13 9H14V8L16 7V5H17L16 2L19 1V0H11V1H10V0H7V2H6V1L3 2ZM8 1H10V4H9ZM15 1H16V2H15ZM25 1L27 2V4H26V2H24L23 0L20 1V2H18L19 5H18L17 7H18V9L20 8L21 10H20V9L17 10V8H15V9H16V10H15V11H16L15 16H14V15L12 16V14H14V13H12L14 10L12 11V8L10 9V7H9V9H8L9 11H7V12L9 13L10 16L8 15V13H7V14L5 13L6 15H8V17H7V16H4V12H6V11L0 9V15H2V17L0 16V41H1V43H0V47H1V48H0V53H1V54H0V62H1V60L4 58V56H6V57L2 60V62H1L0 70H1V71H2V70H5V69L7 68L6 65H5V63H8V64L10 63V64H11V63H12L11 59H14V58H15L14 56H17L18 52H20L21 50H22V53H20V54H21V55L23 54L22 56L25 57V58H23V57L20 56L19 54H18V57L20 56L19 58H21V60L24 59V61H25L26 58L29 57L27 60H30V57H33V56H34V55H33V56H27V55H30V54L32 55V54H34V53L36 54V53H38L36 50H38L39 52L42 50V49L40 50V48H39V47H41V46H39V47L37 46V47H35V49H34V53H31V52H30L31 49H29V48L27 49V46H28L27 44L29 43V41H28V42H26V41L24 42L26 45L23 43L24 38H25V40H28V38H29L27 35H25L24 37L21 35V34H23V33L25 34V32H26V30H27V29H25L26 26H25V22H23V19H29V18H30V17H27V18H26L25 15L28 16V14H29V16H30V14H31V18L33 17V18L31 19V20H32V22H31V33H32L31 36H34V34L36 35L37 32H40V33H38V34L43 33V31H40V29L43 30V29H42L43 27H41V25H43V23H45V24L47 23V24H48V23H49V19H48V18H50V17L54 18V19H52V20L50 21V24H51V26L53 27V29L55 28L54 31L57 32V30H59L58 28L60 27V25H61V26L64 25L65 27H67V28L69 27L70 29L68 28L69 30L67 31V28H66V32H65V33H66L67 36H66V35H63L64 33L60 34V32H64V31H65V28H64V27H62V30H61V31H58L57 33H54L53 29H51V31H50L49 33H52V31H53L52 35L55 34V35H54L55 37H57V35H58V36H62V35L64 36V37H63V36H62V37H58L59 40L62 38L61 41H63L64 43L61 42V41H59V40H57V42L54 43V41H56L55 39H58V38H53V36H51V34H49V36H51L52 38L49 37V36L46 38V39L49 38L48 41H49V40L51 41V42H49V44H47V45L50 46V43H51V44L54 43V45H52V46H50V47L46 45V46H45L46 48H45L44 50H45L46 52H50V55H52V51H53L52 48L57 44V47L55 46V47L57 48V50H56V48L54 47L55 50H56V52H55V50L53 51V53L56 54V58H57V56L59 55V53H61L63 58H64L65 55H66V57H65L66 59H67V58H70V59H67L69 63H70L71 61L76 63V62L78 61V59H80V62H81L82 59H83V63L86 62L88 59H89V61H90V65L88 64L89 61H88V63H87V64H88V68H87V64H86V63L83 64V63H80V62L78 61V62H77L78 66H79V63H80V65H82V66L84 65L83 67L80 66V68L82 67V68H81L82 70H81L78 66H76L77 64L72 63V65L74 64V65L72 66L71 63L69 64L68 62H66V59H65L64 62L67 63V64H65V65H67V66L64 65V67H63V64H64V63L61 64V62H62L64 59L61 58V59L59 60L61 54L59 55V58H57V59L59 60V61H58L59 64H58V62H56L57 59H49V60L52 61V64H53V61H54V63L56 62L55 64H53L54 67H56V68H54L53 65H52L51 62H50V65H52L51 67H53V69H54L56 72L59 70L58 72L61 73V75H62V73L65 72L62 76H60L61 79L64 77V80L62 79V83H63V84H62V83H61V84L63 85V87H64L65 85L67 86V84H68V85L71 86V87H68V86L66 87V86H65L64 88H66V89L68 88L69 90L71 89V91L73 90L74 92H72V93H74V94L76 93V94L78 95V93H79V97H80V98H78V96H77V99L79 100V102H78V100H76V94H75V97H74V94H71V92H70L68 89H67V90H68L69 92H67L66 89H64L63 87H61L62 85L60 84V81H59V80H61L60 77H59L60 74H58V73L56 74V75L59 77L58 80L55 79L54 76H52V75H54L56 72L50 67V65L47 66V65L49 64V62L47 63V65L43 64V63H44V62H43V63L40 65L41 67L38 66L39 68L36 66V67L38 68V70H40V69L44 70V69H46V68H48V67H50V68L52 69V72H53L54 74H53V73L50 74V73H51V72H50L51 69L49 68V70H50V71H49V72H50L49 75H51V76H48V78L46 77L45 80H44V82L46 81V79H48L49 81H46L45 84H50V81H51V83L54 84V85L51 84V85H53L51 88H52V89L54 88L53 91H56V92H57V89H56V88H58V87H59L58 90L61 89V90H60L61 92L59 91L58 93H60L63 97H65L66 102L69 101V105H68V102H67V103L65 102V103L67 104V108H72V110H73L74 107H72L71 104L74 102L72 105L75 106V104H77V105H76L77 108H78V109H81V105H82L81 103H82V102H80V101H83L84 98H87L89 94L92 95L93 91H94L96 88H98V91L101 90V91L99 92L100 94H101V92H105V93L108 92V91H104V90H107V89H108V88H106V87H110V88H109L110 91L114 88V87H112V86H114L115 83H116V82H115V81H116V79H115L116 77H115V78H110V76H111V77H114L113 74H115V76H116V72H115V71H116L120 66H116V67H114V69H113V68H112V62H114V61L117 62L116 59H119V55H120V57L122 56L123 59H124V56L130 55V54H132L133 52L136 51V54L133 53L132 55H133V56L136 55V56H137V59L131 57V55H130V57L127 56V59H124L125 62L129 59V60L126 62V63H127L126 67H125V65H124V64H126V63L123 62L124 60L122 61V60L119 59V61H120V62L122 61V62L124 63L123 66H124L125 68H127L129 65L132 66L131 64H132L133 61H134L136 64H139V65L141 64L140 67H141L142 65L144 66V64H145V63H144V62H145V61H144V60H145V55L143 56V54H146V53H143V52H145V50H143V49H144L145 47H147V46H143V45H144V44L147 45V42L149 41V39H152V40H153V38L155 39V37H153V36H154V33L152 32V31H154V29L152 28L151 25L149 26V27H151V29L148 28L146 25H144V23H145V22L147 21V19L149 18V17H146V16H148V15H147V12H144V13H145V16H144V13H143L142 11H140V14H138V16H137V12H136V11H139L140 8H141V10H143V9H144L143 7H147V6H149V5L152 6L153 3L150 4V3H151V0H149V4L146 2V0H145L146 3H145V2H142V3H140V4H139V2H141V1H143V0H141V1H138V0H137V1H136V0H132L133 4H132L129 0H127V1L122 0V1H124V2H122L123 4H121V2H119V1H121V0H117L119 3H118L117 1H115V0H114L113 2H112V0H108V1L111 2L112 4H111V5H107V6H106V4H108L109 2L106 1V0H105L106 2H101V1H104V0H101V1H100V0H25ZM97 1H99V4H100V5L97 3ZM134 1H136V2H134ZM152 1L154 2V0H152ZM201 1H202V0H201ZM203 1H204V0H203ZM205 1L208 2V3H210V4L206 5L207 3H205ZM205 1H204V2H199V1L196 2L197 5H198V3H201V4L198 6L199 9H202L203 5H204V6L206 5V6H208L209 8H210V6H211V8L209 9L210 12H213V11L215 12V11H216L215 8H216V7H217V8L220 7L219 5H220V3H221V0H220V1H219V0H205ZM222 1H223V0H222ZM232 1L234 2V0H231L232 8H233L234 6H236V7H234V9H232V10L234 11V13L237 12L236 10H238L239 8H241V6H242L241 3H244V4L247 5V6H246V5L243 4L244 6H242V10L240 9L241 11H238V13H239V12H244V13H240V15H237L238 13L236 14V18L239 17V18L237 19V22H239V23H238L239 25H237V26H238V27L240 26V24H241V23H240V20H241V22L244 23V21H242V20L244 19V16H245V19H246V18H247V19L251 18V21H250V19H249V20H245V22L247 21V24H249L248 21H250V22L252 23V22H253V19H252V18H254V16H255L254 14H256L257 10H258V11L260 10L259 7H258V5H256V4H257L256 1H255V0H252L253 2H255V4L252 3L251 0H247L246 2L243 1V0H242L243 2H240L241 0H238V2H237V0H235V1H236L235 3H237V4L233 3ZM248 1H249V2H248ZM21 2H24L23 5H24L25 7L28 6V3H30V4L33 5V6H31V5L29 4V6H28L29 8L33 7V8L31 9V12H30V13H28L29 10H30L29 8H28L27 12L25 11L26 9H24V8L22 9V8H21V7L23 6ZM107 2H108V3H107ZM125 2H127V3H125ZM128 2H129V4H131V5L128 6ZM137 2H138V3H137ZM3 3H4V5H5V3H7L6 6L9 4V5L7 6V9L5 8L6 6H4ZM20 3H21V7H20ZM103 3H105V5H104ZM113 3H114V5H113ZM154 3H155V2H154ZM203 3H204V4H203ZM218 3H219V4H218ZM248 3H250V4L248 5ZM25 4H26V5H25ZM109 4H110V3H109ZM116 4H117V5H116ZM119 4H120V9H121V11L119 10ZM124 4H125V5H124ZM142 4H144V5L146 4V6L143 5V7H140ZM217 4H218V5H217ZM233 4H234V5H233ZM239 4H240V5H239ZM253 4H254V5H253ZM2 5H3L4 7H3ZM102 5H103V7L105 6V8L101 7ZM121 5H122V7L124 6V9L121 7ZM134 5L138 6L137 8H139V10H137V9L135 10L136 14H133V13H135V12H133V11H134V8H136ZM201 5H202V6H201ZM238 5H239V6H238ZM111 6H114V7H115V6H118V8L115 7V8L117 9V10H115V8H114V7H111ZM200 6H201V8H200ZM237 6H238V7H237ZM245 6L248 7V8H251V7H255V6H256V7H258V8H257V9L255 8L256 10L253 9V8H251V10L253 9L252 12L254 11V12H253L254 14H253V13H251V10L247 9ZM109 7H110L111 9H110ZM128 7H131V8H128ZM208 7H206V8L208 9ZM243 7H244V10L246 9L247 13H248V10L250 11L248 17H249L250 15H253V16H250V17L248 18L247 15H246V11L243 10ZM108 8H109V9H108ZM125 8H126V9H125ZM132 8H133V9H132ZM206 8L204 7V9H202V10H204L205 12H207L208 10L206 11ZM212 8H214L213 11H211ZM235 8H236V9H235ZM237 8H238V9H237ZM33 9H34V10H37V11H34ZM102 9L104 10L103 14H104V13L107 11V9H108L110 12L107 11L106 13H108V14L111 13L113 16H114V13H115V15H116L117 11H118V10H119V11H118L117 17H115V16L112 17L111 14H110V16H109L108 14L105 13L103 16L105 17V15H107V17L104 18L103 16L101 17V15H102V13H101ZM105 9H106V10H105ZM131 9H132V11H130ZM147 9H148V8H147ZM147 9H146V11H147ZM10 10L12 11L11 14H10ZM22 10L25 11L26 14L23 12L25 15H24L23 13H20V12H19V14H18V11H21V12H22ZM32 10H33V11H32ZM113 10H115L116 12L113 11ZM128 10H129V11H128ZM3 11H4V12H3ZM15 11H14V12H15ZM40 11H41V13H39ZM112 11H113L114 13H113ZM123 11H124V13L126 12V15H127V16H125L124 13H122ZM143 11H144V10H143ZM209 11H208V12H209ZM36 12H38L40 15H39L38 13H36ZM42 12H43V16H47V17H46V18H41V19H40V17H43V16L41 15ZM45 12H46V13H45ZM47 12H49V16L47 15V14H48ZM127 12H129L130 15H129V13H127ZM131 12H132V13H131ZM33 13H34V15H33ZM76 13H77L78 16H77V17H74V16H76V15H75ZM119 13H122L123 16H122V14H121V18H120V20L118 21L119 16H120ZM138 13H139V12H138ZM141 13H142V15H143V18L141 17L142 20L140 19V21L143 22V21H145L144 19H146V21L143 22V23H141L140 21H136V20L138 19L139 16H142ZM173 13H175V12H173ZM173 13H172V15H171L172 17H173V15H175V14H173ZM20 14H21V15H24V16H21ZM37 14H38V15H37ZM241 14H242V15H241ZM243 14H244V16H243ZM18 15H20V16H18ZM32 15H33V16H32ZM52 15H53V16H52ZM131 15H132L133 18L135 17L134 15H136L135 18H137V19H135V20H134V19H131V18H132ZM108 16L111 17V18L109 19ZM124 16H125V19H126L127 17H131V18H130V19H131L130 22H129V21H128V22H129V23H132L133 25H131V24H130L131 26L128 25V22H127L126 20H127V19L129 20V18H127V19L125 20V19L123 18ZM237 16H238V17H237ZM3 17H4L5 19H4ZM99 17H100V19H99ZM144 17H146V18H144ZM172 17H171V18H172ZM241 17H243V18H241ZM9 18H10V19H9ZM56 18H58V19H56ZM101 18H102L103 21L101 20ZM106 18H108L109 21H108V19H106ZM112 18H113V20L111 21ZM139 18H140V17H139ZM173 18L177 19V18H179V16L176 17V15H175ZM173 18H172V19H173ZM1 19H2L3 22L1 21ZM8 19H9V20H8ZM14 19H15L16 21H15ZM34 19H35V20L38 19V20L34 21ZM50 19H51V18H50ZM55 19H56V20H55ZM114 19H115V20H114ZM149 19H150V18H149ZM151 19H152V18H151ZM151 19H150V20H151ZM239 19H240V20H239ZM12 20H13V21H12ZM19 20H20V21H19ZM39 20H40V21H39ZM45 20H46V22H45ZM124 20H125V22H124ZM132 20H133V21H132ZM8 21H9V23H8ZM42 21H44V22H42ZM98 21H99V22H98ZM104 21L106 22L105 24L103 23ZM110 21H111V23H110ZM113 21H114V22H113ZM115 21H117L118 23L115 22ZM171 21H172V20H171ZM173 21H175V20H173ZM20 22H21V25L23 24V25H22L23 28H21L22 26L20 25ZM33 22H34V23H33ZM61 22H62L63 24H62ZM64 22H65L66 24H65ZM96 22H97V24H98V23H101V24H98V25H97ZM108 22H109V23H108ZM121 22H122L123 24L125 23L124 25H126L128 28L130 27V30L132 29V31H130L127 27H126L127 29L124 28L125 26H124V27L122 26L123 29H124L123 31L126 30L128 33L125 34L126 32L124 33L123 31H121V30H122V27H120V25H122ZM135 22H137L138 24L135 23ZM149 22H150V21H149ZM151 22H152V20H151ZM175 22H176L177 25H179L178 22L180 23V20H178V22H177V20H176ZM11 23H12V24H11ZM32 23H33V24H32ZM37 23H38V24H37ZM102 23H103L104 25H103ZM107 23H108V27H104V26H107V25H106ZM147 23H148V21H147L145 24H147ZM243 23H242V25H241L240 27L243 28L244 30H247L248 26H249L251 23H250L249 25H247V28H244V27H245L244 24H246V23H244V24H243ZM13 24H16V27H17V28H16L15 25H13ZM67 24H68V25H67ZM94 24L96 25L95 27H94ZM113 24H115V27H114ZM135 24H136L137 26H136ZM140 24H141V25H140ZM149 24H150V23H149ZM4 25H5V28H4ZM17 25H18V26H21V27L19 28ZM32 25H33V26H32ZM35 25H37L38 28H37ZM58 25H59V26H58ZM111 25H112V26H111ZM116 25H118V27H119L118 29L116 28V27H117ZM243 25H244V26H243ZM6 26H7V28H8V32H9L10 34H11L12 32L14 33V31H15L16 33L19 31V32L17 33V34H18V37H17V35H16L15 33H14V34L12 33L13 36L15 35L14 37L17 38V42H18V44H17V42H15L16 39H14V37H7V36L10 35V34L7 33V30H6L7 28H6ZM39 26H40V27H39ZM55 26H57L58 28H56ZM132 26H133V28H131ZM138 26H139V27H138ZM141 26H145V27H142V28H141ZM161 26H162V25H161ZM161 26H160V27H161ZM10 27H11V28H10ZM34 27L37 28V29H35ZM93 27H94L95 29H96V28H99V29H100V30L98 29L99 34L101 33V31H103V34H104L105 36H103V34L101 33L100 36H101V35H102V36H101L100 38H102V39L97 38V37H99V35H98V31L96 30L97 33L94 32L95 29H94ZM112 27H113V30H112ZM134 27H135V29H138V30H139V28H141V29L139 30V32L141 31L140 33L143 34L144 38H143V36L137 35V31L134 30ZM136 27H137V28H136ZM146 27H147V29H146ZM162 27H163V26H162ZM162 27H161V28H162ZM164 27H166V24H164ZM164 27H163L162 29H165ZM177 27H178V26H177ZM240 27H239V28H240ZM3 28H4V29H3ZM14 28H16V29H14ZM32 28H34V29H32ZM60 28H61V27H60ZM108 28H109V30H110V29H111V30H110V33L107 34V31H108L107 29H108ZM143 28H145V29H143ZM154 28H155V27H154ZM241 28H240V29H241ZM2 29H3L4 31H3ZM12 29H13V30H12ZM18 29H19V30H18ZM21 29H22V30H21ZM23 29H25V30H23ZM93 29H94V30H93ZM115 29L118 30V31H116ZM120 29H121V30H120ZM149 29H150V33H148V34H149L150 36L153 35L152 38H150V36L147 35L146 33H144V32L142 33V30H143V31H144V30H145V31L147 30V31L149 32ZM152 29H153V30H152ZM178 29H179V28H178ZM1 30H2V31H1ZM9 30H11V31H9ZM36 30H37V31H36ZM75 30H77V32H76ZM92 30H93V31H92ZM114 30H115L116 32H115ZM133 30H134V31H133ZM176 30H177V29H176ZM237 30H238V28L235 30L236 33L234 32V33L236 34L235 36L239 35V33H242L241 30H238V31H237ZM5 31H6L7 34L5 33ZM20 31H22L23 33H21ZM34 31H35V32H34ZM73 31H74V32H73ZM91 31H92L94 34H92ZM129 31H130V32H129ZM147 31H146V32H147ZM180 31H183V30H181V28H180L179 31H178V30H177V31L174 30V31H172V32H168V34L166 35V39H167V41L169 42V47H171L172 49H177V50H180V51H182V52H185V50L188 48L187 43H186V42H187V41H186L187 39H186V40H182V39H185V35H184L185 33H184V31H183V32H181V33H182V34H181ZM3 32H4L5 34H2ZM90 32H91V34H90ZM104 32H106V33H104ZM111 32H112V36H111V38H110V35H109V34H111ZM114 32L116 33V35H117V33H118V35H119L120 38L124 36V37H123L124 42H122V41H123L122 39H120L119 37H117L116 35H114V34H115ZM119 32H122V34L124 33V34L126 35V37H127V35L129 34V35H128V36H129V39H128V37H127V39H128L130 42L128 41V43H127V42H126L127 39H124V38H126L125 35L121 36L122 34L120 33V34H121V35H120ZM131 32H132V33H133V32L136 33L137 36L135 35V33H134L133 35H135L136 38L139 37L140 42H142L141 40H143L144 43H143L142 46H143L144 48L141 47V44H142V43H141V44L136 43V44H138V46L140 45L139 47H140L141 49H140V48L134 43V41H135L136 39H134L135 37H133V35H131V37H130V33H131ZM151 32H152V35H151ZM19 33H20L21 36L19 35ZM78 33H79V34H78ZM84 33H86V34H84ZM132 33H131V34H132ZM140 33H139V34H140ZM179 33H180V34H179ZM183 33H184V34H183ZM24 34H23V35H24ZM56 34H57V35H56ZM74 34H76V35L73 36V37H78V35H80V34H81L80 36L83 35L82 37H84V36H87V37H88V35L90 34V35H89V38H90V37H91V38H90V39L88 38V39H89L88 41L91 43V45H90V43H88L87 41H85V39H86L87 37H84L85 39H82V40L85 41V43H84L82 40H79V39H81L82 37H78L79 39H77V38H72V40L74 39L73 42H72V43H69L68 41L71 40L70 37H71L72 35H74ZM95 34H96V35H95ZM106 34H107V36H106ZM145 34H146V35H145ZM4 35H5V36H4ZM70 35H71V36H70ZM94 35H95V36H94ZM108 35H109V36H108ZM177 35H179L180 37L183 36L184 38L181 37L182 39L180 38V39L178 40L179 37H178ZM10 36H12V35H10ZM26 36H27L28 38H27ZM65 36H66V37H65ZM69 36H70V37H69ZM96 36H97V37H96ZM113 36H114V37H113ZM146 36H147V37H146ZM94 37L97 38V39H95ZM106 37H108V39H111V40H108ZM141 37H142L143 39H142ZM145 37H146V38L149 37V39L147 40V42H145V41H146V40H145ZM6 38H7V39H6ZM12 38H13V39H12ZM19 38H22V39H19ZM26 38H27V39H26ZM69 38H70V39H69ZM103 38H105V39H104L105 41H102V42H101V40H103ZM112 38H113L115 41H114ZM117 38H118L119 41L117 40ZM132 38H133V39H132ZM140 38H141V39H140ZM176 38H177V39H176ZM4 39H5V40H4ZM51 39H53L54 41L51 40ZM98 39H100V42H99ZM11 40H14V42H13V41H12L13 43L10 42ZM18 40H19V41H18ZM20 40H22V43H21ZM67 40H68V41H67ZM77 40H78L80 43L77 42ZM90 40H91V41H92V40H93V41L95 40L96 43H94L95 41H94V42H93V41L91 42ZM97 40H98V41H97ZM106 40L108 41V43H106V42H107ZM121 40H122V41H121ZM139 40L137 39L136 41L139 42ZM52 41H53V42H52ZM65 41H66L67 43H69L68 46L65 44V43H66ZM74 41H75L76 43H79V44H80V48H81L80 51H82V50H84V51H82V52L79 51V52H78L77 50H79V47H78L79 44H75ZM116 41H117V42H116ZM120 41H121V42H120ZM136 41H135V42H136ZM86 42H87L88 44H87ZM104 42H105L106 45L104 44L105 47H102V46H104V45H101V44L104 43ZM110 42L113 43V44H111ZM119 42H120V43H119ZM125 42L129 45L130 48H133L135 51L133 50V52L131 51L130 54L124 55V54L128 53V51L130 52V49H128L129 47H128V45H126ZM131 42H132V43H131ZM140 42H139V43H140ZM3 43H4V44H3ZM19 43H21L22 46H23V44H24V45H25V49H24ZM47 43H48V42H47ZM73 43H74L75 45H73ZM82 43L85 44L84 48H87V46L89 45L88 47L90 48V46H91V48H90V50H89L88 48H87V49H88L90 52H91V49H92V52H94V53H96V51H97L98 54L96 53L97 55H95L94 53L92 54V52H91V53H87L86 51H88V50L82 48V47H83V44H82ZM92 43L98 45V46H97V47H98V50H97V48H96L95 46H94V47H95L96 49H95L94 47H92V45H93ZM115 43H116V44H117V43H118V44L123 43L122 46L125 45V46H127V47H124V46H123V47H124V49H123V47H121V45H120V47H121V49H120L119 47H117V45H116ZM6 44H7V45H6ZM13 44H14V46H13ZM15 44H17V46L19 45V47H17V48H18L20 51L17 50ZM81 44H82V45H81ZM108 44H111V45H113L114 47H113V46H110V45H109L110 47H108ZM9 45H10V46H9ZM64 45H65V46H64ZM71 45H73V46H72L73 48L71 47ZM76 45H78V46H77V50H75L76 48H74ZM86 45H87V46H86ZM100 45H101V46H100ZM134 45H136V46H134ZM7 46H8V48L10 47L11 49L9 48V50H7V49H8ZM63 46H64L65 49H67V47H68L67 51H69V52H68L67 54H66L67 51L65 52ZM118 46H119V45H118ZM132 46H133V47H132ZM21 47H22L23 49H21ZM28 47H29V46H28ZM106 47H107V48H106ZM111 47H112V48H111ZM115 47H116V48H115ZM136 47H137V48H136ZM4 48H5V49H4ZM6 48H7V49H6ZM14 48H15V52H13V50H12V49H14ZM41 48H42V47H41ZM50 48H51V50H49ZM69 48H70V50H69ZM114 48H115V50H114ZM125 48H126V50H125ZM138 48L140 49L142 55L137 53V52L139 51ZM2 49H3V50H2ZM71 49H72V50H71ZM93 49L96 50V51H94ZM100 49H102V50L99 51ZM106 49H107L108 51H110V49H112V55H113L114 52H116V50H117L116 53H117L118 55H117V56H116V55H115V56H114V55H113V56H110V55H111V52H109L110 55H108V56H110V57H108V56L106 55L107 52H108ZM118 49H119L120 51H119ZM122 49H123V51H124V50L127 51V49H128V51H127V52H123ZM136 49H138V51H137ZM28 50H29V51H28ZM103 50H106V51L104 52ZM131 50H132V49H131ZM8 51H10V52L12 51V53L14 54V56H13L14 58H12V55H11L10 52H8ZM16 51H18V52H16ZM26 51H27V52H26ZM32 51H33V50H32ZM58 51H59V53H58ZM60 51H61V52H60ZM63 51H64V52H63ZM89 51H88V52H89ZM118 51H119V52H118ZM140 51H139V52H140ZM28 52H29V53H28ZM85 52L87 53L86 55H89V54H90L89 56L92 58L91 60H90V58H88L89 56H87V60H84V57H85V59H86V56H82L81 54H85ZM99 52H102L104 55H106V56L110 59V61H109V59H108L106 56L104 57V55H103L102 53L100 54ZM120 52H122V53H120ZM222 52H223V53H224V52L227 53L228 51H227V49H225V50H223ZM8 53H9V54H8ZM15 53H16V54H15ZM57 53H58V55H57ZM78 53H79V56H78ZM105 53H106V54H105ZM116 53H115V54H116ZM119 53H120V54H119ZM123 53H124V54H123ZM5 54H6V55H5ZM25 54H26V56H25ZM39 54L42 55V52H41V53H38L37 55L39 56ZM121 54H122V55H121ZM80 55H81V56H80ZM98 55H99V57H98ZM138 55H140L141 57L138 56ZM7 56H8V57H7ZM100 56H101V59H102V56H103L105 59L107 58L106 60H108V61H106V60L103 61V60H104V58H103L102 61L100 62V63H102L101 67L105 66V67H103V68L105 69L106 67L109 66L108 68H111V70L108 69V70H106V72H103L104 70L102 71L103 68L100 70L101 73H106L105 75H108V74L111 73L110 76H109V75H108V76H105V75L102 74V76H103L104 78H103V77L101 76V74H100L99 77H102L101 80H100V78L98 77L99 74L97 75V73H100L99 71H97V68H98V70L101 68L100 65L98 64V62L101 60V59H99ZM136 56H134V57H136ZM142 56H143V57H142ZM36 57H37V56L35 55V57H33V59L36 60V59H35ZM79 57H82V59L79 58ZM93 57H94V58H93ZM113 57H116V58H113ZM122 57H121V58H122ZM1 58H2V59H1ZM7 58H8V59H7ZM39 58H40V56H39ZM50 58H51V57H50ZM52 58H55V55H53ZM112 58H113V60H112ZM125 58H126V57H125ZM143 58H144V59H143ZM5 59H6V60H5ZM62 59H63V60H62ZM93 59H94L95 61H96V60L98 61V62L96 63V65L98 64V65H97L98 67L95 66V67H97L96 69L93 68V67H94L93 64L95 63V61L92 62ZM130 59H132V61H131ZM141 59H142V62L144 61L143 63L140 62ZM4 60H5V63H4ZM49 60H48V61H49ZM70 60H71V61H70ZM119 61H118V62H119ZM136 61H137L138 63H137ZM115 62H114L113 64H115V65H116V64H117V65L121 64V67H122V69H123L122 62H121V63H115ZM128 62H129V64H128ZM2 63H3V65H5V66H3ZM104 63H105V65H103ZM106 63H108V64H106ZM130 63H131V64H130ZM8 64H7V65H8ZM10 64H9V65H10ZM56 64H57V66H55ZM60 64H61V66H59ZM91 64H92V66H91ZM109 64H110L111 66H110ZM9 65H8V66H9ZM44 65H45L46 67H43ZM68 65H71L70 68L73 67V68L71 69V72H72V73L69 71L70 68H68ZM94 65H95V64H94ZM106 65H107V66H106ZM115 65H113V66H115ZM139 65H138V66H139ZM74 66H76V67H74ZM90 66L92 67V69H94L95 72H92V70L90 71V69H91ZM165 66H166V68H168V67L171 66V64H170V63H167ZM58 67H59V68H58ZM77 67H78V68H77ZM85 67H86V68H85ZM121 67L118 69L119 72H120ZM2 68H4V69H2ZM61 68H62V69H61ZM89 68H90V69H89ZM115 68H117V69L115 70ZM60 69H61V71H60ZM73 69H74V71H73ZM79 69H80V70H79ZM106 69H107V68H106ZM122 69H121V71H122ZM62 70H63V71H62ZM66 70H68V71H66ZM87 70H89V71H87ZM109 70L111 71L110 73H109ZM112 70H115V71H114L115 73H114ZM40 71H41V70H40ZM40 71H39V72H40ZM75 71H76V72H75ZM84 71H85V72H84ZM96 71H97V72H96ZM67 72H68L69 74H68ZM73 72L76 73V76H74L75 74H74ZM82 72H84V75L82 74ZM87 72H89V74H88L89 76H88V78L86 79L85 76L87 77V75H86ZM107 72H108V73H107ZM119 72H118V73H119ZM85 73H86V74H85ZM92 73L95 74L97 77H96L95 75H93ZM112 73H113V74H112ZM65 74H66V77H67V74H68V75H72V74H73L72 76H68L69 78L67 77L69 80L71 79L70 77H72V81H71V82H70V81L64 76ZM77 74H78V76H77ZM79 74L82 75V76H80ZM91 74L93 75V77H92ZM57 76H55V77L57 78ZM73 76H74V77H73ZM94 76H95L96 78H95ZM26 77L28 78V77H30V76L26 74ZM49 77H51L52 80H51ZM52 77L54 78V80H53ZM80 77H81V83H82V81L84 82V83H83V86H82V84L80 83V80H79ZM82 77H83V78H82ZM89 77H90V78H89ZM107 77L110 78L111 80H113V82H114L113 85H112V83H110L111 80L108 79ZM65 78H66V79H65ZM76 78L78 79V83L76 82V81H77ZM93 78L96 79L97 81H94ZM105 78H106V79H105ZM75 79H76V80H75ZM90 79H91V80H90ZM102 79L107 80L106 83H107V84L109 83V85H111V86L107 85L106 83H103V82H105V81L102 80ZM56 80H57V81H56ZM92 80H93V82H92ZM98 80H100V81H98ZM108 80H109V82H108ZM114 80H115V81H114ZM53 81H54V82L56 81V83H54ZM58 81H59V82H58ZM64 81H65L66 84L64 83ZM68 81H69V82H68ZM73 81H75V82H73ZM101 81H102V83H100V84L97 83V82H101ZM67 82H68V83H67ZM72 82H73V83H76V84H79V83H80V85H81L80 88H81L82 90H83L84 88L87 89V90H83V91H84V92H83L79 87H77L78 85H76V87L79 88V89L81 90V91H80V90L78 91V89L74 87L75 84L72 85V84H73ZM94 83H95V86L93 85ZM96 83H97L98 85H96ZM56 84H57V85H56ZM101 84H102V85H101ZM51 85H50V86H51ZM99 85H101V86L104 85V87H105V85H106V87H105L106 89L103 88V87H99ZM47 86H48V85H47ZM93 86H94V87H93ZM83 87H84V88H83ZM88 87H89L90 89H89ZM92 87H93V88H92ZM51 88H50V90H52ZM62 88H63V90H64L65 92L62 90ZM94 88H95V89H94ZM75 89H76L78 92H77ZM91 89H93L92 92L90 91ZM85 91H87V92H85ZM89 91H90V93H89ZM98 91L95 90V93H96V92L98 93ZM110 91H109V92H110ZM109 92H108V93H109ZM216 92H217V87H215V88L213 87V90H212L211 92L207 93L205 96L202 97V99L199 101L197 107H200L201 105H204L206 102H208L209 99H210L211 97H213L214 95H216ZM63 93H65V94H63ZM67 93H69V95H72V96H71V97H70V96H69V97H68V96L66 97V95H68ZM82 93H83V94H82ZM84 93H86V96H87V97L83 96L84 98L82 97L83 99L80 100V99H81V96H82V95H85ZM105 93H104V94H105ZM102 94H103V93H102ZM62 96H60V98H61ZM73 97H74L75 99H74ZM68 98H69V99H68ZM72 98H73V99H72ZM63 99H64V98H63ZM65 100H64V101H65ZM76 101L80 104V107H78V103H77ZM70 102H71V104H70ZM75 102H76V103H75ZM65 103H64V104H65ZM66 104H65V105H66ZM50 105H52V106H50ZM49 106H50V108H49ZM70 106H71V107H70ZM51 107H52V109H51ZM54 108H55V106L53 107V104H49L47 107L44 108V110L46 109V110H45L46 115L44 114V111H40V113L43 112L42 114H39L38 111H37L38 113L36 112V113H34V115H33V114H23V115L18 116V117L16 116L17 120H16V118L14 117L16 121H15L14 119H11V120H8V121L6 120V121L9 122L10 124L7 123L6 121H2V122H3V123H2L3 126L1 125V121H0V131H1V130L3 131V130H4V127H6V126L10 129L11 125H12L11 130H13V131L11 132V130H8V128L6 127L5 130H4L5 133H3L2 131L0 132V133H1V134H0V147H1L0 149L3 150V148H4L5 146H6V148L8 147V148H7V149H8V153L11 155V157H12V156H15V154H16L15 157L18 159V155H20L19 158H23V159H22L23 162H26V160L31 159V160H30V162L32 161L31 164H29V160L27 161L28 164H29L30 166H31V165L33 166V165H34L33 163L37 164V163H39V162H40L39 164L42 163V164L44 165V161L46 162L47 159H48L49 161H47V162L45 163V165H46V166L48 165V167L51 165V166H53V167L50 166L51 168H55V167H56V163H58V164H57V165H58V166H57L58 168L52 169V170H53V171H52L51 168L49 167V170L52 171V172H54V173H56L57 171H59L58 173H59L60 179H61V177L63 178L62 180L59 181V178H58L59 176L57 175V173H56V174L53 173L54 175L57 176L56 179L54 178V176H53L54 179L51 178V174H52V173H51L50 176H49L50 171H46V170H48V167H46V169H42V168H44L45 165L43 166V165H39V164H37L36 166L34 165L33 168H32V166H31V167L28 166V168H27V166H25V165H28V164H26L27 162H26V163H23V162L20 161V159L17 160V159H15L14 157H12V158H13V161L10 160V159H9L10 155H9L8 153H5V152H7V151H6L7 149L5 150V148H4L5 151L3 150V152L5 153V155H4V153H3L2 151L0 152L1 155H2V156L0 155V158H1V159H0V163H1V164H0V167L5 168V166H6V168H7V165H8V168H7V169H8V170L10 171V173H11V174L8 173V172H7L8 170L6 171V168L4 169V171H3V168H0V169H1V172L3 171V173L0 172V181H3V179H4V181H3V183H4L5 181H7V180L9 179V180H11V183H12V184H10V183H9V182H10L9 180L7 181L8 183L5 182L6 184H3V183L0 182V183H1V184H0V211H2V212H0V213H1L0 215H2V213H3L4 209H5V211H4V213H3L2 216L5 217L4 214H5V215L10 214V215L12 216V219H11V216L7 215V216H8V219H7V220H9V222L11 221V222H10L11 225L9 224V226H8V223H9V222L7 223V220H4V221L7 223V224L5 223V224L7 225L6 227H4V226H5V225H4V222H3V225H4V226L1 224V223H2V220H3V219H1V218H3V217H2V216L0 217V219H1V220H0V221H1V222H0V224H1L0 229H1V230H2L3 227H4V228H6L5 231L8 233L9 230H7V228H8V229H9V228H12V229H10L9 234H7L8 236H6L5 238L2 237V240H3V238L6 239L5 241H8V244H9V245L7 244V242L5 243L4 240H3V243H4L3 245H4L5 247L2 245V248L0 249V264H63V263H64V264H74V262L71 260V258H70L69 255L67 254V252L64 251L65 247H64V248H61V247L64 245V243L62 244L60 231H59V230H56V229L54 230V227H57V226H58V225H57V223H58L57 220H58V219L55 220V221H57V223L55 222V223H56V226L54 225V221H53V220H54V217H55V218H56V217L58 218V215L55 214V215H56V216H55L54 213H57V212L60 210V209L58 210V208H57V207L59 206V205H58V204H59V203H58L59 199L61 198L60 200H62V199L64 198V199H66V202H67V201H71L70 199H76L77 196H79V195H80V196H81V195L83 196V193H84V191L86 190V188L88 189V188H91V187H94V186L97 187V186H99V185H101V184L103 185L104 183H107V184H108V183H115V184H117V183H119V182L122 181V180H123V181H129V182H131V183L136 184L137 186L139 185L140 187L138 186V187H139L138 190L141 188V189L139 190V194H141V195L144 194V191H145V190L148 191V190L150 189L149 191L151 192V189H152L151 194L149 193V195H151V196H149L148 194H146V193H148L149 191H148V192L145 191L146 193H145L144 195L140 196L138 199H139L140 201L143 200V201H145L146 203H149V202H150L152 205H155L157 209H159V210H163V212L167 213V215L161 220V222H164L163 225L168 223V226L165 225V226H166L165 228H164V226L161 224V225L163 226L164 230H165L164 232H166L164 235L161 236V239H163V236H165V235H167V233H169V234H168V235H169V238H168V236H167L166 238L164 237V239H163L164 244L167 243V241L170 240L171 237H172V238H171V241H172V242H173V241H177V243H179V242H178V241H179L178 238H182V237H180V236H177V237H176V236L173 235L174 233H173V234H170V232L172 233V231H173L172 228H173L174 226H171V223H170V225H169V222H170L171 218L173 217V215H174L176 212L181 211V209H180L179 207H176V208H174V209L172 208V205L174 204L173 201L175 200V195L179 192L180 189H182V188H178V187H181V185H179L180 183H179V184L177 183V182H182V181H179V179H180L181 177H178L179 179H178V178H174V177L180 176V174H179L178 170L175 171V170H176V166L174 167L175 164L173 165V162L175 163V162H177V161L179 160V161L176 163V165H178L177 168H179V166L181 167V166L184 165L183 168H185V169L188 170V169H190V167H192L191 169H193V170H191V169H190V170L193 171L192 173H194L195 176H198V177H196V178H197L199 181L202 180V179L204 180L205 178L207 179V178H209V176L212 177V175H215L214 173H217V172H218V173H222V172L225 173L224 170H228L227 166H229V168H230L229 170H231L232 167H234L233 165L230 167V164H231V163H233V164L235 163V164H234V165H235L234 169L231 170V172L233 171V173L235 174L237 170L240 171V169H236V168L239 167V163H238V161H239L240 159H243V158L246 157L247 155H249V153L246 152V151H248V150H250V149H247L245 145L247 144V147H248V146L252 143V145H250V146H253V147H254V146H256V143H257V142L255 143V140L258 139V137H257L256 135H254V136H255V138L257 137V139L254 140V139H252L253 137H250V138L252 139V140H250V138H244V136H242V134H236V133H233L232 131H231L232 133H229L230 131L227 130V131L223 132V133L219 136V138H222L223 136H225V135L227 134L226 137H228V136L231 137V139L229 138L230 140H229L228 138H226V137L222 138V139H224L223 141L227 144V146H226L225 148H224L225 145H224V143L222 142V139H219V140H220V141H219V140H217L218 138H215L213 141H211V143L209 144V146H208L207 149H206V147H205V148H204L203 150H201V151H200V150H198V151L196 150V151H195V147H196V146L192 145V146H194V147L192 148V146L189 144V141H190V140H185L187 136L190 137V135L187 134L189 131H188V132L186 131V134H187V135L185 136V138L183 137L184 139H182V135H185V134H181V133H180L181 135L178 134L177 139L175 140V142L179 140V141L177 142V144H180L179 147H178V145L175 143L177 146H174V145H175V144H174V145H172V147L170 146L169 148H167V150H168V151L170 150L171 153H172V149H173V153H174V155H176V154H175L176 151L174 152V148L178 147L177 150L179 149V151H177V154L179 155V154H180V149H181V148L184 149V148H185L184 146H186V150L184 149L185 151H184V150H183V151L181 150V152L184 153V154L182 153L183 155L180 154L179 156H178V155L175 156V158H176L177 160L174 159L173 154H172V156L169 154L170 157H171V158H169V159H171V163H172V165L170 164V165H171V167H170V165H169V163H168L169 159H168V156H167L168 153H170V151L167 153L166 150H165V152H164V153H165V154H164L165 156L162 155V153H161V155H162L163 158H164V161H165V159H167L166 162H167L168 164H167L166 162H164V161L161 159V157H160L161 155H159V159H158V157H157L158 155H156V156L154 155V156H151L152 158H150V160H149V158H147V157H150V156H147V157H146V156H145V152L142 151V150H140V149H138V147H136V146L134 145V143H132V141H131V139H130V137H129L128 135H120L121 138L118 137L120 140L122 139V142H121L118 138H115V137H114V139H113V137H111L112 139H111V138H109V139H111L112 141L108 139V140H109V143L107 142V140H105V141H101V142H99V144H97V147H96L95 143H98V142H95V143L92 145V146H94V145H95V146H94V147H91V148L89 149V147H88V148H85V147L87 146V145H86L87 143H86V144H81V141H82V140L80 141L79 146H78V145H77V146L74 145L75 143H77L76 141L79 142V139H76V141H75L74 139L76 138V136H75V138L73 139V138L71 137V134H70V135H65L64 138H65V137H66V138L64 139V138L62 137V139L60 138V139H61V140H60L59 138L56 139V137L53 136L54 133H53L52 130H49V127H46V128H47V129H46V128H44V127L42 126V128H40V130H36V131H35L36 128H34V126H33V125H34L33 123H34L35 118L37 119V117H35V115H36V116L38 115V120L41 118L42 121H44L43 118H42L43 116L46 117V116L49 115V116L52 117V115L54 116L56 113H58V112H57L58 109H59L58 106H56V108H58V109L55 108V110H54ZM48 109L52 110V112H54V114H52V115L48 114V115H47V113H50L49 111L47 112ZM78 109L75 108V110H73L72 112H76V110L78 111ZM55 111H56V113H55ZM27 115H30V116H29V119L24 118V117L22 118V116H26V117H28ZM39 115L42 116V117L39 118ZM32 116H33V117H32ZM57 116H58V114L55 115V117H54L55 120H51V119H53V118H51L50 121H54L53 123L57 122L56 120L60 119V117H58V119H57V118H56ZM19 117H21L20 120L18 119ZM34 117H35V118H34ZM45 117H44V118H45ZM48 118H50V117H48ZM48 118H47V119H48ZM22 119H23V120H24V119H25V120H26V119H27V120H31L33 123H32L31 121H27V122H25V120L23 121ZM47 119H46V120H47ZM11 121L14 122V123H16L17 121H20L19 123L22 122V123H21L22 126L20 127V126L18 125L19 123H16V124H15V129H16V130L19 129L18 126L20 127V129L17 130L16 132H14V130H15V129L13 128L14 125H13V123H12ZM35 121H36V120H35ZM28 122H31V123H29V124H33V125H32L33 127H31V128H34V129H31V128H26V129H25V127H26V125L28 124ZM26 123H27V124H26ZM4 124H5L6 126H5ZM7 124H8V125H7ZM24 124H25V125H24ZM29 124H28V127H30ZM9 125H10V126H9ZM16 125H18V126L16 127ZM23 125H24V127H23ZM22 129H24V131H22ZM27 129H29V130L31 129L30 131L33 132L32 135H31V136H32V137H31L32 139H33V136H34V135H37V134H39L40 132H43V133L45 134L46 137L48 136L47 134H49L50 137L53 136V138H55V139H52V138H51V141H54V143L50 142V137H49V136H48V138H49L48 141H45V142L42 141V142H44L45 144H47L46 142H48V144H47V146H49V149H48L47 146H46V148H44L45 145H44L41 141H39V142H41V143H40L41 145H44L43 147H42L41 145H40V146H39V145L37 146V145L33 144V142H31L32 139H31V140H28V139L25 138V140H24V138H22V136H21V135H23V134H21V135H18V134H20L21 132H22V133H23V132H26L25 130H27ZM6 130H8V133L10 132V133L14 134V136H12V138H10V139H9V137H11L10 135H12V134L7 135L8 138H7V137H3V136H1V135H4V136H5V134L7 133ZM27 131H28V130H27ZM17 132H20V133L17 134ZM15 133H16V134H15ZM36 133H37V134H36ZM228 134H229V135H228ZM16 136H18V137H16ZM20 136H21L22 139H20L21 141L19 140L18 142H19L20 145L22 144L21 148H22L24 145L26 146V144H24V143H26L25 141L28 140L29 143H30V145H31V144L34 145V146L31 145V146L33 147V151L31 150L32 147L29 148L30 145H29V147H28V144H29V143H27L28 151H29V149H30V151H29L28 153H27V150H26L25 148H22V149L20 150V152H19L18 150L16 151L15 146H16V144H18L17 140H18V138H19ZM67 136H68V138H67ZM72 136L74 137V135H72ZM122 136H124V139L122 138ZM179 136H181V137H179ZM240 136H242L243 138L240 137ZM46 137H45V138H46ZM69 137H70V138H69ZM234 137H235V141H234V143H233V142H231V140H232ZM236 137H237V138H236ZM48 138H47V139H48ZM77 138H78V137H77ZM178 138H179V139H178ZM225 138H226V139H225ZM241 138H242V139H249V141H251V143L249 142V143H250V144H249V143L246 142L245 140H244V141H245V142H244ZM15 139H16V140H15ZM187 139H190V138H187ZM227 139H228L229 141H228ZM240 139L242 140V143H243L242 145L244 146V148H243V146L241 145V146H242L241 148L246 149V151L243 150V149H241V150L245 151L244 153H243V152L240 150V148H239V146H240L241 143L238 144V142L241 141ZM22 140L24 141L23 143H22ZM35 140H36V139H35ZM55 140H56L57 143L60 144V146H61L63 143H66V145L63 144V147H64L65 149L62 147L64 150H66V148L69 149V150L73 149V150L75 151L76 154H77L78 152H79L78 154L81 153V154H80V158H81V156H82V158L84 157V160H82V158L80 159V158L78 157V156H79L78 154L76 155V154L73 153L74 156H75V157H74L75 160H74L73 155H72V153H71L72 150H71V151L66 150L65 153H64L65 155L67 154L66 152H70V153H71V155H72L71 159H70V157H69V160L71 161V163H70L69 160H66V158H64V157H65L64 155H63V157H61L62 155L59 153L61 147L59 146V144H58V145L56 144ZM115 140H117V141H115ZM181 140H182V141H181ZM183 140H184V141H183ZM216 140L219 142V144L216 143V142H217ZM237 140H239V141H237ZM253 140H254V141H253ZM67 141H69V142L72 141V142H74V143H73V144H72V143H71V144H70V143L67 144ZM118 141H120V142H118ZM214 141H215V142H214ZM232 141H233V140H232ZM257 141H258V140H257ZM49 142H50V143H49ZM84 142H85V141H84ZM86 142H88V141H86ZM102 142H103V143H102ZM106 142H107L108 144H107ZM179 142H181L182 144L179 143ZM183 142H184V143H183ZM190 142H191V141H190ZM1 143H2V144L5 143V144H3V145H5V146H2ZM89 143H90V142H88V144H89ZM104 143H106L107 145H105ZM212 143H213V144H212ZM232 143L235 144V145H237V146L239 145V146H238V147H235V146L232 145ZM244 143H245V145H244ZM254 143H255V145H254ZM23 144H24V145H23ZM54 144H55V145H54ZM91 144H92V142H91ZM91 144H89L88 146H90ZM191 144H192V143H191ZM222 144H223V147H222ZM248 144H249V145H248ZM50 145H51V148H50ZM52 145L55 146V147L58 146V147H60V148H58V147L54 148ZM189 145H190V147H189ZM210 145H213V146L216 145L215 147L218 149V151L220 150V152H218V151H216V150H213V148L215 149V147L210 146ZM217 145H218V147H217ZM230 145L233 146V149H234V147H235V150H236V148H238V150H237V151L233 150V149H232V146H230ZM36 146H37V147H36ZM105 146H106V147H105ZM180 146H181V148H180ZM250 146H249V147H250ZM2 147H3V148H2ZM12 147H13V150H12L11 153H10V149H12ZM27 147H26V148H27ZM34 147H35V148H34ZM38 147H39L40 149H39ZM52 147H53V148H52ZM82 147H84V148H82ZM102 147H103L104 149H103ZM173 147H174V148H173ZM183 147H184V148H183ZM219 147H222V148H219ZM227 147H229V148H227ZM230 147H231V148H230ZM81 148H82V149H81ZM188 148H190V149H189L190 152H188ZM209 148H210V149L212 148V149L210 150ZM226 148L229 149V150L231 149V150H233V151H232L231 153H229V155H228L227 153L230 152L231 150L227 152V149H226ZM34 149H35V150L38 149V151L34 152V151H35ZM42 149H44L45 152H43L44 150H42ZM50 149H51L52 151L56 149V150H58L59 152L56 151V150H55L56 152H55V151H54V152H52V151L49 152ZM63 149H61V151H62ZM101 149H102V151H100ZM193 149H194V150H193ZM205 149H206V151H205ZM222 149H223V150H222ZM40 150H42V151H40ZM46 150H48V153H51V152H52V153H51V154H52V157H51V154H48V153L46 152ZM64 150H63V152H64ZM76 150H77V151H76ZM208 150H209V151H208ZM13 151H14V152H13ZM31 151H32V153L34 154V156H37V158L34 157V156L32 157V155H31L32 153H30ZM74 151H72V152H74ZM92 151H93L94 153H93ZM98 151H99V152H98ZM214 151H216V153H215ZM223 151H224L225 154L227 155V156H226V162H228V160L231 161V163L228 162L229 164H228V163L225 164L226 167H224L225 165H224V166L221 165V164L225 163V162H224V160H225L224 156H225V155L222 154V153H224ZM240 151H241V153H240ZM12 152H13V153H12ZM24 152H25V153H24ZM38 152H41V153L43 152V153H42V155H41V154L38 153ZM95 152H96V154H98L97 156H95ZM100 152H101V154L99 155ZM198 152L200 153V157H201L202 159H203V158H204V160L206 159L205 161H204V160L202 161V159L199 157V153H198ZM210 152H211L213 155H212ZM226 152H227V153H226ZM235 152L238 153L239 155L236 154ZM17 153H18V155H17ZM35 153H37V155H35ZM45 153H47L48 155H47V154H46V155H47L49 158H51V159L46 158L47 156L45 155ZM55 153H57L58 155L60 154V157H61V158H64V161L66 160L65 163H66L67 161H69V162H67L68 165H67V164L63 165V166H65V168L62 166V163H61V165H60V162H61V161L64 162V161H63L59 156L55 157V156L57 155V154H56V155H53V154H55ZM186 153H187V154H186ZM201 153H202V155H201ZM206 153L208 154L209 157L207 156ZM209 153H210V154H209ZM214 153H215V154H214ZM217 153H218V154H217ZM234 153H235V154H234ZM247 153H248V154H247ZM22 154L26 155V156L23 155V156L25 157V159H26V158H28V159L24 160V157L21 156ZM29 154H30V155H29ZM38 154H39V156H38ZM62 154H63V153H62ZM68 154H69V153H68ZM166 154H167V155H166ZM204 154H205V155H204ZM219 154H220L221 159L224 158L223 162H219V161L216 162L217 159L220 160V157L217 156V155H219ZM221 154H222V155H221ZM240 154L243 155L244 157L241 156ZM246 154H247V155H246ZM6 155H8L9 157L6 156ZM43 155H45V156H43ZM49 155H50V156H49ZM69 155H70V154H69ZM69 155H66V156L68 157ZM185 155H186V157H185ZM194 155H195V156H194ZM203 155H204V157H202ZM234 155H238V156H235V157H234ZM5 156L8 157V158H6ZM76 156L79 158L78 160H76ZM177 156H178V158H177ZM187 156H189V157H187ZM192 156H194V157H192ZM206 156H207V157H206ZM213 156L216 157V158H214ZM4 157H5V160H3ZM11 157H10V158H11ZM54 157H55V158H54ZM133 157H135V159H133ZM172 157H173L174 160H172ZM179 157H180V158H179ZM190 157H191V158H190ZM198 157H199V158H198ZM212 157H213V158H212ZM227 157L230 158V159H228ZM232 157H233L234 159H233ZM240 157H241V158H240ZM12 158H11V159H12ZM45 158H46V160H45ZM53 158H54V159H53ZM56 158H57L56 161H51L52 159L55 160ZM58 158H59L61 161L58 160ZM236 158H237V160H236ZM41 159H42V160H41ZM43 159H44V160H43ZM67 159H68V158H67ZM87 159L90 160V162H89V160H88L89 163L86 161ZM160 159H161V161H163L164 163L158 161V160H160ZM184 159H186V160H185L186 163H184ZM189 159H192V160H189ZM193 159H194V160H193ZM199 159H200V160H199ZM227 159H228V160H227ZM2 160H3V161H2ZM39 160H40V161H39ZM79 160H81L82 163H84V162L86 161V164H85L86 167H84V166L82 167L81 162H80ZM133 160H135V161H133ZM187 160H188V161H192V162L190 163V162H188ZM1 161H2V162H1ZM4 161H6V162H4ZM34 161H36L37 163L34 162ZM41 161H43V162H41ZM50 161H51L52 163H51ZM72 161H74V162H72ZM76 161H78L79 164L76 163ZM132 161H133V162H132ZM156 161H158V162H156ZM181 161H182V162H181ZM193 161H194V165L192 164ZM201 161L204 162V163H207V162H208L207 164H208L209 166H210V164L212 165V163H214V164L210 167V171H208V170H209V169H208V168H209L208 165L206 164V166H205L204 163H200ZM220 161H221V160H220ZM232 161H233V162H232ZM49 162H50L51 164H50ZM155 162H156V163H155ZM159 162H160V164H159L160 166L157 165V163H159ZM218 162H219V164H220V163H221V164L218 165ZM2 163H5V165L2 164ZM48 163H49V164H48ZM74 163H76L78 166H77V165L75 166ZM133 163H134V164H133ZM154 163H155V164H154ZM161 163H162L164 166H166V167L164 168L163 166H161ZM187 163H188V164H187ZM195 163H196V165H197L198 163H199L200 165H197V166L195 167ZM209 163H210V164H209ZM215 163H216L217 165H216ZM18 164H19V165L22 164V165H20V166H22V167L19 166V168H18V167H17ZM54 164H55V165H54ZM70 164H72V166H73V164H74L75 167H70V166H71ZM165 164H167V165H169V166H167V165H165ZM203 164H204V168H205V170L203 169ZM227 164H228V165H227ZM236 164H238V165H236ZM2 165H4V166H2ZM9 165H10V167H9ZM83 165H84V164H83ZM155 165H157V166L155 167ZM191 165H192V166H191ZM12 166H14L15 168L12 167ZM39 166H40V167L42 166V167L40 168ZM59 166L63 167V170L65 169L64 172H63V170H61V169H62L61 167H60L61 169H59ZM188 166H190V167L188 168ZM200 166L202 167V168H201V169H202L201 172L207 170L206 172H208V175H209V176L207 175V177H205L206 174H204V173H201L202 175L200 174V171H199V170H200V169H199ZM215 166H216V168H214ZM217 166H220V168L217 167ZM221 166H222L224 169H223ZM29 167H30V168H29ZM66 167H68L69 169L66 168ZM77 167H78V168H77ZM79 167H81L80 170H79ZM157 167H158V169H157ZM159 167H160V168L163 167V168H162V169H159ZM167 167H168V168H171V169L167 170V169H166ZM172 167H173V168H172ZM194 167H195V169H197L198 171L195 170ZM198 167H199V168H198ZM206 167H208V168H206ZM212 167H213V168H212ZM11 168L13 169V172H12V169H11ZM25 168H26V169H25ZM31 168H32V170H31ZM34 168H37V169L40 168L39 171L41 170V171H40L41 174H42L43 170H45V172H48V177H50L51 179L48 178V177L44 178V177H45V176H44L45 174H44V175L42 174V177L44 176V177H43L44 179L42 180L43 183L41 182V183H42V185H41L39 182L41 181L42 177H41V179H40V178H39V177H40L39 175L36 176L37 174H40V172H35V169H34ZM71 168H73L72 170L80 171V174H79V172H77V171H74L75 173H74L73 171H71L70 174L72 175V174L74 173V176H70V174L68 173V171L70 172ZM154 168H155L156 170H155ZM221 168H222L223 170H222ZM24 169H25V171H24ZM27 169H30V171H32L31 174H30V172H26V171H28ZM33 169H34V170H33ZM37 169H36V171H37ZM56 169H58V170L56 171ZM66 169H67V170H66ZM152 169L155 170V171H154V172L151 171ZM164 169H166L165 171H167V172L169 171L168 174H167L166 172H164V173L162 172V170H164ZM174 169H175V170H174ZM216 169H219L220 172H219L218 170H216ZM220 169L222 170V172H221ZM235 169H236V171H235ZM14 170H15L16 172H14ZM54 170H55V171H54ZM160 170H161V172H160ZM172 170H174V173H172L173 175L171 174V172H173ZM229 170H228V171H229ZM23 171H24L25 174L23 173ZM148 171H149L150 173H151V172H153V173H156V172H157V174L153 175V173H151V174L153 175V176H151V175L149 174ZM158 171H159V173H161V174H163V175L166 173L167 175L165 174V176L168 177V179H167L165 176H164V177H165V178H164L163 175H162V176H161V175L158 176ZM191 171H190V172H191ZM211 171H212V173H211ZM213 171H214V172H213ZM215 171H216V172H215ZM238 171H237V172H238ZM4 172H5V173H4ZM34 172H35L36 174H35ZM45 172H43V173H45ZM66 172L69 174V177L65 175V174H67ZM147 172H148V174H149L148 177H147V175L145 176V174H146ZM175 172H178V173L175 174ZM195 172H196V173H195ZM198 172H199V174H198ZM231 172H230V174H231ZM20 173H21V175H18V174H20ZM32 173H33V174H32ZM169 173H170L172 176H170ZM226 173H227V172H226ZM239 173H240V172L237 173L238 176H239ZM9 174H10V176H8ZM22 174H24V175L22 176ZM46 174H47V173H46ZM53 174H52V175H53ZM78 174H79V175H78ZM177 174H179V175H177ZM227 174H229V172H228ZM230 174H229V175H230ZM168 175H169V176H168ZM174 175H176V176H174ZM203 175H204V176H203ZM217 175H218V174H217ZM237 175H236V176H237ZM6 176H7V177H6ZM27 176H28V178L31 177V180H32V181H31L30 179L27 180V181H25L26 179H23V178H22V177L26 178ZM65 176H66V177H65ZM160 176H161V177H160ZM202 176H203V177H202ZM231 176H232V175H231ZM233 176H234V175H233ZM238 176H237V177H238ZM32 177H33L34 180L36 179L37 181H38V179H40V180L38 181V183L40 184V186H43V184H44V186L47 187V185H48L47 182H50L48 186H50V184H51V186H50L49 188L47 187L48 189H50V188H52V186H54V185H53V184H54L53 180H55V182H60V183H59V184L56 183L57 185L55 184V186H54L55 188L53 187V188L50 190V194H49V193L47 192V191H49L48 189H47V190H44V188H42V189L44 190V192H43V191H40V190H42L41 187H40L39 189H37V188L39 187V185H38L37 182H36L37 184H35V181H36V180L33 181ZM34 177H35V178H34ZM64 177H65V178H64ZM67 177H68V178H67ZM138 177H139V178H138ZM143 177H144V178H143ZM149 177H150V178H149ZM158 177H159V178H158ZM162 177H163V178H162ZM169 177H170V179H169ZM172 177H173V178H172ZM199 177H200V179H199ZM201 177H202V178H201ZM237 177H236V178H237ZM28 178H27V179H28ZM37 178H38V179H37ZM148 178H149L150 180H148ZM157 178H158V179H157ZM160 178H161L162 180H161ZM45 179L47 180V182H46L47 185H45V183H44V182L46 181ZM49 179H50L52 182H51ZM52 179H53V180H52ZM57 179H58V180H57ZM156 179H157V183H158V184L160 183V181H162V184H161V183L159 184V186L162 185V188H161V187H158V184L156 185V181H154V180H156ZM171 179H172L173 182H176V181L173 180V179H176V180H177V182H176V184H175L174 186H172L174 183L171 181ZM12 180H14V183L12 182ZM159 180H160V181H159ZM163 180L166 181V182H169V183H171V184L169 185L168 183L164 182ZM180 180H182V179H180ZM29 181L32 182V184H33V183H34V184L32 185L31 183H29ZM158 181H159V182H158ZM240 181H241V180H240ZM240 181H239V183H242V182H243V181H242V182H240ZM143 182H144V183H143ZM203 182H204V181H203ZM52 183H53V184H52ZM145 183H146V184H145ZM164 183H166L167 185L164 184ZM172 183H173V184H172ZM200 183H202V182H200ZM7 184H8L9 187L6 186ZM9 184H10V185H9ZM141 184H142V185H141ZM143 184H144L145 187L147 186V187H146L147 189H144V188H143L144 191L142 190V186H143ZM177 184H178V186H176ZM181 184H182V183H181ZM4 185H5L7 188H10V187L12 186V187H11L12 189L10 188V190H11V191L13 190V193H14L15 191H17L18 189H20L21 192L18 190V191L16 192V194H15V193L13 194L9 189H5V186H4ZM13 185H15L14 188H13ZM105 185H106V184H105ZM148 185H150V186H151V185H154V187L151 186V188H149ZM155 185H156V186H155ZM2 186H3L4 188H2ZM33 186H34V187H33ZM36 186H38V187L35 188ZM44 186H43V187H44ZM56 186H57V187H56ZM144 186H143V187H144ZM170 186L173 187V188H171ZM15 187H19V188L16 189ZM152 187H153V188H156V190H155L154 192H153L154 189H153ZM175 187H177V188H175ZM184 187H193V186H192L191 184L186 183V184H184ZM157 188H159V189L161 188L160 190H161L162 192L165 191V193L160 194V191H159ZM170 188H171V189H170ZM174 188H175V189H174ZM14 189H15V190H14ZM26 189H28V191H25ZM45 189H46V188H45ZM165 189H166V190H165ZM167 189H169V190L167 191ZM1 190H3V191L1 192ZM8 190H9V191H8ZM141 190H142L143 192H141ZM157 190H158V191H157ZM22 191L26 192L25 194L27 195V197H26L25 195H24V197H26V198H30L29 195H31V198H32L31 200H33V201H29L30 199H28V201L25 203V205H26L27 207H28V204H27V203H29V205H32V207H31V206H29L28 208L26 207V208H27V212L24 213V215L22 214V211H23V212L25 211V205H24V203L19 202V200L22 201V202H23V201L25 202V200H27V199H25V198L23 197V193H24V192H22ZM3 192H5V194L9 193V194H7V196H8L9 198H8L7 196H5V195H2ZM140 192H141V193H140ZM157 192H159V193H157ZM162 192H161V193H162ZM1 193H2V194H1ZM19 193H20V195H21V193H22V196H21V197H23L24 200H23L22 198H19V200L16 199V198H18V197L20 196V195H18ZM27 193H28V194H27ZM45 193H47L46 195H47L48 197L45 196ZM48 194H49V195H48ZM158 194H159V195H158ZM9 195H10V196H9ZM14 195H15V196H14ZM17 195H18V196H17ZM33 195L35 196L34 198H33ZM42 195H43V196H42ZM1 196H2L3 198H2ZM4 196H5V197H4ZM12 196H13V197H12ZM16 196H17V197H16ZM60 196H62V197H60ZM80 196H79V198L82 197V196H81V197H80ZM14 197H16V198H14ZM39 197H41V199H39ZM58 197H60V198H58ZM13 198H14V203H8L9 201L6 202L7 200H13ZM35 198H36V199H35ZM37 198H38V201H37ZM48 198H49V199H48ZM54 198H58V201H54ZM67 198H68V200H67ZM34 199H35L36 201H35ZM42 199H43V200H42ZM50 199H51V200H50ZM40 200L42 201V203L40 202ZM52 200H53L54 202H53ZM55 200H56V199H55ZM77 200H79V199L77 198L76 201H77ZM16 201H17V202H16ZM34 201H35V202H34ZM44 201H46V203H45ZM47 201H49V202H47ZM51 201H52V202H51ZM63 201H64V200H62V202H63ZM74 201H75V200H73V202H74ZM248 201H249V202H253V203H255V204L258 206V203H259V202L256 203L257 201H254V200H253V197H250V200H249V198H247L246 202H248ZM11 202H13V201H11ZM15 202H16V203H15ZM36 202H37V205H38V206L36 205ZM38 202H39L40 204H43V205H44V204H47V206H46V205H44L45 207H44L43 205L41 206ZM55 202L58 203V204H57L58 206H57L56 204H54ZM66 202H65V203H66ZM18 203H19V204L21 203V205H19ZM33 203L35 204V209H36V211H35V209H33V207H34V206H33V205H34ZM51 203H53L54 205H56V206H55L56 210H54V213H53L54 205H52ZM7 204H8V205H7ZM16 204H18L19 206L16 205ZM62 204H63V203H62ZM9 205L15 206L16 208H18V207L21 206V207L19 208V210L21 209V212L18 211V209H17V211L21 214V216H20V214H17V213L15 212V210H16L15 207H12V209H11V208H10L11 206H10V207H9V209H11V211H10V210L8 209V207H7V206H9ZM247 205H249V203H248ZM250 205H252V204H250ZM17 206H18V207H17ZM23 206H24V207H23ZM40 206H41L42 209H43V211L41 210L42 212L38 210V209H41ZM253 206H254V205H253ZM22 207H23V208H22ZM38 207H39V208H38ZM2 208H4V209H2ZM14 208H15V209H14ZM30 208H31L32 210H31ZM37 208H38V209H37ZM44 208H45V209H44ZM6 209H7V210H6ZM13 209H14V211H13ZM47 209H49V210L52 212V215H53L54 217L50 215L51 212H49ZM244 209H245V208H244ZM28 210H29V211L31 210V214H30L29 216L26 215V214L29 212ZM37 210H38V212L40 213V215L42 214L41 216H39V213L37 212ZM44 210H45L46 212H48V213H47V214H48L47 216L44 215V213L46 214V212H44ZM57 210H58V211H57ZM55 211H56V212H55ZM6 212H7V213H6ZM8 212H10V213H8ZM13 212H15L16 215H15V214H11V213H13ZM33 212L35 213L34 216H33V214H34ZM36 212H37V213H36ZM49 213H50V214H49ZM58 213H59V212H58ZM28 214H29V213H28ZM36 214H38V215L36 216ZM247 214H248V213H247ZM22 215L24 216V218H22V221H21V219H19L18 216L22 217ZM25 215H26V216H25ZM43 215H44V218L47 217V218H46V219H47L46 221H44L45 219L41 218ZM49 215H50V218L48 217ZM13 216L15 217V219L13 218ZM16 216H17V217H16ZM30 216H31V218H30ZM5 218H6V217H5ZM5 218H4V219H5ZM9 218H10L11 220H10ZM51 218H52L53 224H52V222H51ZM173 218L176 219L175 216H174ZM48 219H50V220L48 221ZM12 220H13V221H16V222H13V223H15V224L12 223ZM19 221H20V223H19ZM21 222H22V223H21ZM23 222H24V223H23ZM46 222H47V223H46ZM16 223H17V224H16ZM51 224H52V225H51ZM263 224H264V222L261 223V224L258 226L259 231L261 230L260 228H261L262 226H264ZM12 225H13V227H14V226H15V227L17 226V227H16V228H13ZM49 225L51 226V228H52V226H54V227L51 229V228L49 227ZM10 226H11V227H10ZM170 226H171L172 228H171ZM168 227L171 228L172 230L168 229ZM49 228L51 229V231H49V230H50ZM58 228H59V226L57 227V229H58ZM263 228H264V227H263ZM44 230H46L45 233L43 232ZM3 231H4V230H2V232H3ZM5 231H4L3 233H5ZM48 231H49V232H48ZM52 231H53V232H52ZM55 231H56L57 233H54ZM58 231H59V232H58ZM53 233H54V235L56 234L57 236H56V235H55V236H52ZM262 233H264V229H262V230L260 231V234H261V236H262L261 239H264V238H263L264 235H262ZM0 234H1V235H0V238H1L2 233H0ZM5 234H6V233H5ZM5 234H4V235H5ZM7 237H8V238L11 237V238H9V239H12V240H11L12 242L9 241V239H8ZM46 237H47L48 239H50V240H49L50 242H48L49 244H50L51 242L54 243V241H55L56 244H58V245H55V244H54V246H53V245H52L53 243H52V244H50V246L47 248V246H48V244H46L47 242L45 243V241H43L44 239H45L46 241H48V239H46ZM58 237H60V238H58ZM174 237H175V238H174ZM53 238H54V239H53ZM55 238H57V239H55ZM173 238H174V240H172ZM59 239H60V240H59ZM161 239H160V242L162 243V240H161ZM165 239H166V240H165ZM167 239H168V240H167ZM2 240H0V243H2V242H1ZM52 240H53V241H52ZM57 240H58V241H61V243L59 242L60 245H59V243H57ZM31 241H34V242H36V243L39 244V245L37 246L36 243H35V245H34ZM26 242H28V246H27V247H26V245H25ZM29 242H30L32 245H31ZM42 242H43L44 244H46L47 246H46V245H43ZM63 242H64V241H63ZM172 242L169 241L170 244L167 243L166 246H165L164 244H163V245H164V246H163V245L160 243V244L162 245L160 248L163 249V251H162V249H161V251H162L163 254L166 253L165 250H167L168 253H169V254L166 253V254H165V257H164V258H167V259H165V261L167 260V264H168V263L170 264V263H172V262L175 264V263H176V262H175L176 260L178 261V263H176V264H179V263H181V262H180V259H182L183 256H187V255H185V254H183V253H182L181 255L179 254V256H177V257H176L177 259H176V258L173 256V253H172V246H173V245L175 246L176 243L174 242L173 244H171ZM263 242H264V241H263ZM263 242H260V243H263ZM40 243H42L43 246H42ZM5 244H7V245H5ZM23 244H24L25 246H24ZM26 244H27V243H26ZM29 244H30V245H29ZM21 245H23V246H21ZM33 245H34V247H33ZM40 245L42 246V249L44 248V249H46V250H42ZM61 245H62V246H61ZM66 245H67V244H66V242H65V245H64V246H66ZM168 245L171 246V248H170ZM17 246H18V247H17ZM31 246H32V247H31ZM45 246H46V247H45ZM51 246H52V247H51ZM167 246H168V247H167ZM3 247H4V248H3ZM15 247H17L18 250H16ZM28 247H29V248H28ZM35 247H38V250H39V251H38L37 248H35ZM39 247H40V248H39ZM66 247L68 248V245H67ZM25 248H27L28 250L25 249ZM30 248H31V249H30ZM34 248L37 250L36 252H35V250H33ZM58 248H61L62 251H61V249H58ZM3 249H4V250H3ZM22 249H25L26 251H25V250H22ZM40 249H41V250H40ZM47 249H48V250H47ZM49 249H50V250H49ZM15 250H16V251H15ZM29 250H31V251H29ZM59 250H60V251H59ZM200 250H201V249H200ZM22 251H24L25 253L22 252ZM57 251H59V253H62V254H61V255H58L59 253H58ZM201 251H202V250H201ZM32 252H34V253L32 254ZM64 252H65V254H64ZM199 252H200V251H199ZM22 253H23L24 255H23ZM26 253H28V255H29V258H28V259H27V256H25ZM57 253H58V254H57ZM162 253H161V254H162ZM31 254H32V255H31ZM63 254H64V255H63ZM62 255H63V257H62ZM200 255H201V254H200ZM200 255H199V256H197V255H193L192 257H195V256L200 257V258L202 259V261H201L200 258H198V259H199V263H200V262H205L206 259L203 260L202 256H200ZM257 255H259V257H262V256H263V260H264V254H262V252L258 253ZM23 256L26 257L25 260H24ZM59 256H61V257H59ZM163 256H164V255H163ZM32 257H33V258H32ZM64 257H65V258H64ZM68 257H69L70 259H69ZM169 257H171V259L173 258V259H172V260H173L172 262H169ZM192 257L189 256V257H188L189 259H188L187 257H185V258H186L185 260H183V259H184V258H183V259H182V260H183L182 264H185L184 262L188 263L189 260H190ZM197 257L195 258V260L197 259ZM204 257H206V256L204 255ZM209 257H210V256H209ZM30 258H31V259H30ZM211 258L213 259V257H211ZM214 258L216 259V257H214ZM65 259H67V260H65ZM175 259H176V260H175ZM208 259H209V261H206L205 263H206V264H208V263H209V264H212V262H211L212 260L210 261V258H207V260H208ZM215 259H213V260H215ZM244 259H245V258H244ZM244 259H242V260H244ZM247 259H248V258H247ZM249 259H250V258H249ZM62 260H63V262H62ZM69 260H70L71 262H69ZM187 260H188V262H187ZM193 260H194V258H192V261H193ZM217 260H218V258H217ZM240 260H241V258H240ZM240 260H239V262H240ZM242 260H241V261H242ZM245 260H246V259H245ZM245 260H244V261H245ZM170 261H171V260H170ZM190 261H191V260H190ZM215 261H216V260H215ZM215 261H213V262H215ZM260 261H261V260H260ZM66 262H69V263H66ZM193 262H194V261H193ZM193 262H189L188 264H190V263L192 264ZM195 262H196V261H195ZM195 262H194V264H196ZM207 262H208V263H207ZM245 262H246V264H247V262H248L249 264H250V263H251V264H256L255 262H257V261L254 262L253 259H251V261H250V260H246ZM261 262H264V261H261ZM205 263H204V264H205ZM227 263H228V262H227ZM227 263L224 262V264H227ZM235 263L237 264L238 261L235 262ZM197 264H198V262H197ZM214 264H215V263H214ZM216 264H220V263H218V261H217ZM222 264H223V263H222ZM228 264H230V263H228Z\"/></svg>",
	"mask_w": 264,
	"mask_h": 264
}]
</instances>
